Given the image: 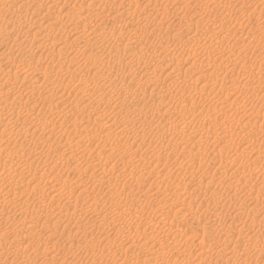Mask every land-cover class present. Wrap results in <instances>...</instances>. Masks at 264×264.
Returning <instances> with one entry per match:
<instances>
[{"label":"rangeland","instance_id":"374dc122","mask_svg":"<svg viewBox=\"0 0 264 264\" xmlns=\"http://www.w3.org/2000/svg\"><path fill=\"white\" fill-rule=\"evenodd\" d=\"M101 1L102 0H0V148L2 149V153L0 154V264H121L120 262H122L123 259L125 261V262H122L123 264H126V263L128 264V262L130 264L133 261L134 262L132 264H134V263L143 264V263L139 262V259H142V257L143 258L146 257V254L143 255L145 252L147 254H150L152 251L159 254V256L157 254H154L155 256H158L157 257V259H158L157 264H162V263L163 264H168V263L169 264H176V263H178V264H182V263L183 264H187V263L194 264V262H195V264H212V263L213 264H215V263L216 264H231V263L232 264H247V263H249V264H264V253H263L264 252V234H263L264 233V227H263L264 226V217H263L264 216V205H263L264 204V184H263L264 183L263 182L264 181V171H263L264 170V167H263L264 166V163H263L264 162V157H263L264 156V141H263L264 139H262L264 137V100H261L260 99L261 97H259V96L264 95V82H258V79H256V78L254 81L251 78V81H250V79L248 77V76H250V73L252 75L256 73L255 71H257L256 69L258 66H264V55H263L264 54V31H262V33H261V31L259 30V29L264 30V0L263 1L262 0H235V1L234 0L233 1L232 0H228V1L227 0H217V1L215 0L214 3L212 2L208 5L207 4L203 5L204 0L203 1L202 0H190L189 1L190 3L188 2V4H187V0H183V2H182V0H166V1L163 0V2H162V0H151L154 4L150 0H148V1H150V2H148L149 4L152 3L155 8L156 7L160 8V11H158V12L155 11L156 12L155 14L153 13L154 11L150 10V9L154 10V8L151 6L152 4H150L151 7H149V4L146 2V0H142V1L141 0H131V1L127 0L128 2L126 0H121L122 2L120 0L119 1L116 0L117 3L119 2V4L125 2V3L121 4V6H119L118 9H116V6H115L117 3L113 6L110 4L112 0H109V2H107V3L104 1L103 2H101ZM133 1H135V2L137 1L136 5H134L135 2H133ZM160 1H161V3H158ZM196 1H198L197 2L198 4L196 3ZM258 1H260V2H258ZM126 2L128 3V6H130V7H127ZM139 2H140V4H139ZM102 3H103V6H101ZM130 3H132L133 5ZM192 3H194V5ZM108 4L110 7L107 6ZM142 4H143V7H142ZM155 4H157V5H155ZM199 4H202V5H199ZM260 4H261V6H260ZM159 5L162 6L163 9ZM137 6H139V8H134ZM186 6H187V8H184ZM111 7H113V8H111ZM122 7H125V8H122ZM144 7L146 9H144ZM147 7L149 8V10ZM107 8H109V11H110L109 14H108L109 11ZM140 8H143V9H140ZM205 8L208 10L206 11ZM230 8H231V10H230ZM119 9L122 11L123 14H121V11ZM123 9L127 10L126 13H124L125 11L123 12ZM130 9L131 10L133 9L132 12L134 10H137V9L138 10L136 12H133L132 13L133 15H132V14H128V13H131ZM211 9H213L212 10L213 11L212 16L214 18L217 17L216 14H214V12L218 10L217 13H219L220 15L219 14H217V15H219L220 21L222 23L224 21V23L226 25L225 28H221V26L218 24L219 23V21H218V23H215L216 28L213 31H207L206 32V29H205L207 27V25L205 24L206 22L204 21L205 22L204 23L202 21V20H204V18L203 19H200V18H202V16L208 14L209 12L211 13L212 12V11H210ZM192 10H193V12H192ZM239 10H240V12H239ZM103 11H107V12L104 13ZM147 11H151L152 13L150 14L148 12V14H147L146 13ZM175 11H176V13H174ZM137 12H139V13H137ZM163 12L166 14H163ZM198 12L201 13V15H202L201 17L200 16L197 17ZM259 12H261L260 13L261 15L259 14ZM106 13L108 14V16L106 15ZM143 13L146 16H144ZM111 14H112V16L119 15L118 18H120V21H121V22L120 21L119 22H120V24H122V23L125 24V30L122 31L120 29V26H119V28L116 27V25H117L116 23H113L116 28H114L113 24H109L108 21L112 19ZM113 14H115V15H113ZM140 14L142 15L141 19H140V16H141ZM170 14H171V16H170ZM71 15H74V16L68 18ZM104 15H106L110 19ZM121 15H123V16H121ZM153 15H154V17H153ZM164 15H166V16H164ZM228 15H229V17H228ZM255 15L257 17H255ZM101 16H104V17H101ZM132 16H134L135 18ZM143 16L146 17V19L150 18V21H149V19L146 21L145 18H143ZM222 16H223V18H222ZM240 16H242V17H240ZM127 17H129L130 19L129 18L127 19ZM158 17L160 19L161 18H166V19H164V20L161 19V21H160V19L158 20ZM183 17H185V18H183ZM104 18H105V20H104ZM236 18H237V20H236ZM125 19H127V20H125ZM135 19L137 20V22L135 21ZM176 19L177 20L181 19L183 21V23L180 22V20H179V22H180V24H179V22ZM185 19L186 20L190 19L191 21L190 20L186 21ZM115 20H116V18H115ZM115 20L113 19V21H115ZM140 20H142V21H140ZM162 20L165 22H163ZM16 21L18 22L17 24L14 23ZM198 21H200V23ZM256 21H257V23H256ZM129 22H130V24H129ZM151 22H152V24H151ZM146 23H149V24L146 25ZM187 23L189 24V26L191 25V27H192L191 28L189 26L188 27L186 26V28H189V31L188 30L186 31V28H185V24L188 25ZM238 23H240V24H238ZM104 24H105V26H104ZM137 24L139 26H137ZM160 24H162V25L164 24V25L162 27H160V29H159L158 26H161ZM106 25H108V27ZM126 25H128V27ZM150 25L153 27H151ZM166 25L169 28H166ZM199 25H201L202 27L201 26L199 27ZM255 25H258V26H255ZM144 26L145 27L147 26V28H145ZM196 26H198V27H196ZM104 27H106L107 29ZM156 27L158 30L155 32L156 34L153 35L154 33L152 32V30L155 29ZM210 27H213V26H210ZM231 27H232V29H231ZM137 28H139L140 30ZM143 28H145V29H143ZM118 29L121 31H119ZM177 29H178V32H177ZM199 29L200 30L205 29L204 31L206 33L204 34L203 30L200 31ZM223 29H225L226 31ZM104 30H108L110 32L104 31ZM163 30H164V32H163ZM114 31H116V32L111 34ZM128 31H131L134 34H135V32L136 33L139 32V34H137V36H136V34L135 35L129 34L131 32L128 33ZM146 31L147 32L149 31L150 33H147ZM165 31H167V32H165ZM168 32H169V34L170 33L172 34V32H173V34H172L173 36L171 34L169 35ZM186 32H188L189 34L188 33L186 34ZM200 32H202L203 34ZM116 33L119 35L121 34L120 37ZM211 33H213V34H211ZM258 33H260V34H258ZM243 34H244V36H242ZM113 35H115L114 38H113ZM156 35H158V36H156ZM189 35L191 37V38L188 37L189 41L193 38V41H191L190 44H192V45L195 44L193 47L197 48V53L200 52L199 49H201L202 46L208 45L211 42H212L211 43L212 46L215 45L214 50L217 51V52H215L214 50L213 51L211 50L212 53L213 52L218 53L219 55H221L223 53L222 58H221V56L219 57L218 54L217 55L215 54L214 55L215 59H213V60L211 59L212 61L209 60V62L210 63L212 62V63L208 67V71H204V72L200 73L199 69H195L196 67H199L197 61L199 60L200 57L197 58V56H199L200 53L197 56L195 54L193 56V53H194V51L192 50L193 47L192 48L189 47L190 44L187 43L188 40L186 38ZM199 35H200V37H202L201 39H200ZM133 36H135V37L133 40H131L133 38ZM209 36H211L212 38ZM213 36H215V37H213ZM129 37L131 39H129ZM167 37H168V39H167ZM175 37H177V38L180 37V39L178 38V41H177V39ZM196 37L197 38L199 37V38L197 39ZM235 37H236V39H235ZM145 38H147L148 40ZM258 38L260 41H257ZM117 39H119L120 41L119 40L117 41ZM143 39H145V40H143ZM151 39H153V40H151ZM155 39L158 42L161 41L162 39H164V42H166V41L171 42L172 41L171 43H166V45H169L170 47L165 46L167 48V49L165 48V50H168L165 52H167V53L170 52L169 54H167V53L163 54L162 53L161 54L162 56L158 55V54L156 55V58L159 56L158 58L160 59L161 62L159 61L158 58H157L158 59L157 60L156 58H152L151 56H147V55H149V53H151V51L154 49V47L159 44L158 42L155 41ZM112 40L115 44L113 42H112L113 44L111 43ZM114 40H116V41H114ZM130 40L132 42H135V44H137V43L138 44L135 45L134 43L129 42ZM137 40H140V41H137ZM142 40H143V42H142ZM194 40L196 42H194ZM206 40H208V41H206ZM209 40H210V42H209ZM121 41L124 43L122 44ZM173 41H176V42H173ZM198 41L199 42L202 41V42H204V44L202 42L199 43ZM227 41H228V44L235 45V48H233L234 50L233 49L230 50V48H228L226 46ZM182 42H183V44H181ZM237 42H238V44H236ZM253 42H255V43H253ZM109 43L112 45L110 46ZM223 43H225V44H223ZM122 45H124V48L126 47L127 50H130V52L127 51L126 49L124 50ZM197 45H199V46H197ZM105 46H106V48H105ZM137 46L139 48H137ZM217 46H220V47H217ZM253 46H255L254 49H252ZM142 47H144V48H142ZM219 48H221V49H219ZM107 49L110 51L109 54H108L109 51H107ZM223 49H225V50H223ZM256 49H258V50H256ZM140 50L142 52H140ZM220 50H223V51H220ZM113 51L114 52L117 51L116 52L117 54L114 53ZM123 51H125V52H123ZM126 51L129 53H127ZM189 51H191L192 54ZM256 51H260L261 53L259 54V52H256ZM50 52L54 53L55 56L51 57ZM143 52H145V53H143ZM177 52H179V53H177ZM58 53H59V56H57ZM135 53H137L136 55L139 57L138 59H137V56L135 55ZM138 53H140V54L142 53L143 55L146 54V56H143L142 54L140 55ZM115 54L119 55V56H116ZM175 55H178V56H176V58H175L174 57ZM130 56H131V58H130ZM160 56H161V58H160ZM118 57H119V61H118ZM148 57H150V58H148ZM166 57H168V58H166ZM177 57L179 58V60ZM194 57H196V58H194ZM228 57H229V60L231 61L230 63L233 64L229 67V69H232V70L228 71L229 72L228 73V72H223L222 69H219L218 70L219 72H218L217 71L218 64L224 63L225 58L228 59ZM147 59H148V61H146ZM216 59L218 60V62ZM253 59L256 60L258 63H257V67L252 68V70H251V68H249V67L251 66V63L253 62L252 61ZM260 59H262V60H260ZM130 60H132V61H130ZM142 60H144V61H142ZM173 60H174V65H173V63H171V62H173ZM186 60H188V61H186ZM194 60L197 62V63L195 62V66L192 65V62ZM133 61H134V63H133ZM168 61H169V64H167ZM213 61H214V63H213ZM94 62H97V64L94 65ZM120 62L121 63L126 62L125 65H128L130 63L129 65L131 67L125 66L123 64L121 65ZM147 62H148V64H147ZM249 62H250V64H248ZM107 63H108V65H107ZM140 63H142V64H140ZM149 63H151V64H149ZM157 63L159 64V66L162 63H164V64L166 63L167 66L164 65V67H161V66L159 67V66H157L158 65ZM246 63L248 66L249 65L250 66L247 67ZM175 64L179 65L180 67L175 66ZM260 64H262V65H260ZM109 65H110V67H109ZM149 65L152 66V68H150ZM118 66H121V67L118 68ZM132 66L133 67L135 66V67L133 68ZM190 66H192V68ZM115 67H116V70L114 69ZM128 67H129V69H127ZM143 67H144V69L146 68L145 71L143 70ZM245 67H247V68H245ZM107 68H108V70L111 69L112 72L110 70L108 71ZM155 68L156 69L160 68V69L156 70ZM210 68H213V69H210ZM243 68H245V69H243ZM101 69H103V70H101ZM139 69H141L142 71ZM153 69H155L156 72H154L155 70L153 71ZM170 69H171V72H170ZM214 69L217 71V74L215 72H212V71H214ZM175 70L178 72H176ZM179 70H180V72H179ZM249 70H250V72L248 73ZM102 71H104V73H102ZM129 72H130V74H132V75H130L131 77L128 74ZM206 72H208V73H206ZM211 72H212V75H214V73L216 75L212 76L211 80H210L209 76H207V75H210ZM221 72H223V73H221ZM108 73H109V76L111 75L110 77L107 75ZM134 73H136V74H134ZM140 73H142V74L140 75ZM170 73L171 74L173 73V74L171 75ZM183 73H184V75H183ZM226 73H227V75H226ZM7 74L9 75V77ZM233 74H235V75H233ZM238 74H240V75H238ZM246 74H249V75H246ZM102 75H103V77H102ZM133 75L135 76V78ZM149 75H155V77L149 76ZM156 75H159V77L157 78ZM219 75H221V76H219ZM138 76H140V78ZM168 76H169V78L167 79L166 77H168ZM174 76L175 77L179 76V78L177 79ZM184 76H185V78H184ZM216 76H218V77H216ZM222 76H223V78H222ZM228 76H230V78ZM233 76H235V78ZM129 77L132 81L131 80L126 81L129 79ZM147 77H149L152 81L149 82L150 79ZM193 77H195V79H193ZM172 78L175 79L174 81H175V83L177 82L176 84L175 83L171 84V81L173 80ZM200 78H202V79H200ZM155 79H156V81H155ZM159 79L161 80L162 83L160 82ZM169 79H171V80H169ZM182 79L184 80V82H182L183 81ZM185 79H187V81ZM188 79H190L191 85H190ZM219 79H221L223 82ZM139 80H142V81H140V83L136 82ZM192 80L197 81V83L192 81ZM225 80H226V83H225ZM243 80H245V81H243ZM112 81H114V84ZM202 81H204L203 84H202ZM242 81H243V83H242ZM263 81H264V79H263ZM103 82L105 84V87H102V86H104ZM108 82H110L111 84ZM143 82H145L146 84L145 83L143 84ZM207 82H209V83H207ZM221 82L224 83L225 86H227V87L230 84L231 88L226 87V90H225V86H223V84ZM227 82H232V83L237 82V83L232 84V83H227ZM106 83H108V84H106ZM122 83L125 85L123 86ZM135 83H138V84H135ZM147 83L149 86L147 85ZM165 83L167 85L168 84L171 85L172 87L169 85L167 86ZM178 83L180 85H178ZM240 83H242V85ZM112 84H113V87L111 88ZM115 84H117V85H115ZM204 84H206V86ZM208 84H209V86H208ZM211 84H213L214 86ZM217 84H220V85H217ZM238 84H240V86H238ZM107 85H108V87H107ZM118 85H120V89L118 88L119 87ZM128 85H130V88L128 87ZM131 85H132V87H131ZM151 85H153V86L151 87ZM159 85L161 88L158 87ZM221 85H222V87H221ZM236 85H237V87L234 89V87ZM243 85L245 87H248V86L249 87L244 88ZM188 86H191L192 88L190 87V89H189ZM195 86H196V88H195ZM218 86L220 87L219 90L216 89V88H219ZM241 86H243V87H241ZM252 86H254L255 88ZM127 87L129 90L127 89ZM154 87H156L157 90ZM177 87L180 90H178ZM238 87H241L244 89L242 90ZM133 88L134 89L136 88V90H138V91L134 90ZM152 88H154V90L156 92H154V90ZM221 88L224 89L223 90L224 93H216V92H219L221 90ZM104 89H105V91H103ZM130 89L134 90L133 94L131 93L132 95H130V92H132V90H130ZM192 89H194L195 91H193ZM236 89H239V90L237 91ZM251 89H254V90L256 89V91H253ZM112 90H114L115 92H113ZM173 90H175V92ZM230 90H232V91L229 92ZM240 90H242V92ZM213 91H215V92H213ZM107 92H108V94H107ZM111 92H112V94H111ZM143 92H144V94H143ZM148 92H149L148 95L151 97H149L147 95ZM244 92H246V94L248 95V98H246L247 96L246 97L244 96L245 95ZM253 92L256 93L257 95L253 94ZM126 93L128 94V96H126L127 95ZM136 93L138 96H140V98L136 96L138 98V100L139 99L140 100L135 103L136 105L135 104L133 105V109L136 111L137 107H138L137 111H139L140 109H141L140 111H142V110L144 111L145 109L150 108V109H147L145 111L151 110V112H153L155 110L154 111L155 113L154 112L153 113L156 114V116L152 117L153 118L152 119L151 114L148 113V117H150V118H147L146 122L147 121L149 122L151 120V122H153V124H151V122L150 123L147 122L149 125L148 126H147V124L143 125L145 127H143L140 124L135 123V121H134L135 125L130 120L128 121V123L132 124V126H135L139 129L142 126V128H144V131H146V129H148V130L150 129L149 131H146L147 134H149L151 132V134H149L150 137H149V139L146 138V142L144 139H143L144 141L143 140L140 141L141 137H139V135L136 136V130L134 131V128H135L134 127V128L130 129V130L133 129L132 130L133 132L130 131L128 133V135H131V133H132L131 136H133V137L129 136L130 141L129 140L128 141L130 143L133 142V143H131L133 145L128 144L129 142H127L126 144H120V143L118 144L116 142L117 138L115 137V135H117L116 134L117 131L116 132L111 131L113 129H109V130L106 129L107 131L105 130V128L101 129V114L103 115L102 112H104V110L106 108L110 107V108H108V110H105L104 113H106V114H104L103 117L107 116L109 121H111V122L116 121L118 125L121 124L124 121V119H122V118L119 119L120 117L116 116V119H117L116 120L114 118L115 116L113 115V113H115L117 109H119L120 107H123V104H121L122 102L119 101L118 98L120 100L124 99L122 101H124V106H126L130 103L129 99L127 100L126 98L128 97L131 99L134 95H136ZM153 93H155V94H153ZM160 93L164 94V96L161 95ZM101 94H102L103 99H101ZM145 94H146V96H144ZM169 94L176 97L175 98V97L171 96V99L175 98V99H172V100H174L173 103L180 108L179 110L176 109V111H178L177 114H176L175 110L172 111V109H174V107H173L174 104L173 103H172L173 105L169 104L172 102V100L170 101V99H169L170 97H168ZM184 94H187V96ZM214 94H216L217 96ZM259 94H261V95H259ZM181 95H182V97L185 96L187 101L184 99V97L183 98L180 97ZM226 95H227L228 99L225 98ZM252 95H255V96H252ZM177 96H179V97H177ZM193 96L194 97L196 96L195 97L196 99ZM219 96H221L222 99H220ZM104 97H107V98H104ZM207 97H208V99H210V100L213 99V100L207 101ZM212 97H214V98H212ZM144 98H146V99H144ZM161 98L164 100V103H166V105L162 103L163 100ZM179 98H181L183 100H181V101L177 100V102H176V99H179ZM230 98L232 99V101ZM254 98H257V99H254ZM105 99H107V100H105ZM155 100H157V101H155ZM244 100H246V101H244ZM107 101H109L110 104L107 103ZM150 101L152 102V104ZM204 101H205V104H203ZM5 102L8 103V106H9L8 108L1 107ZM116 102L117 103L119 102V104H121V105L117 104ZM158 102H160L159 104H163L164 106L157 104ZM206 102H211V103H206ZM229 102L231 103V105ZM250 102L252 105L250 104ZM252 102L253 103L256 102V103L253 104ZM104 103H107L108 105L107 104L104 105ZM112 103H113V105H112ZM181 103L182 104L185 103V104H183V106H182V105H180ZM216 103H218V104H216ZM225 103H228L230 106L228 104H225ZM101 104H103V105H101ZM114 104H115V106H114ZM146 104H147V108L145 106ZM138 105H141L142 107L138 106ZM101 106H103V107H101ZM150 106L152 107V109ZM157 106H159L160 109L163 107L164 108L166 107V109L167 108L169 109L168 110L169 112L172 111V112H170L171 115L170 114L168 115L171 118L169 117V119H168L167 116L164 117L162 115H159L158 111H159V113H162L163 110H165V109L163 108L160 111L159 107L156 108ZM186 106H188V107L191 106L192 108H188ZM205 106H207V107H205ZM216 106H218L219 109ZM226 107H227V109H226ZM233 108H234V110H233ZM252 108H254L253 109L254 111L252 113L254 126H252V128H248L249 126L241 128L242 124L241 125H240V123L238 124L237 121L244 122L247 117L246 116L241 117L240 116L241 114L236 115L235 113L241 112V111H244V112L249 111L250 112V111H252ZM112 109H113V111H112ZM109 111H112V112H109ZM189 111H190V113H189ZM215 111H217L218 113ZM108 112L110 113L109 115H108ZM233 112H235V113H233ZM230 113L233 115H231ZM179 114L184 115L185 118H184V116H181V115H180V117L177 116ZM209 114H211V117H209ZM226 114H228V116H226ZM157 115H159V116H157ZM235 115H236V118H235ZM110 116H112V118H110ZM255 116H257V117H255ZM129 117H132L131 114L129 115ZM157 117H159V118H157ZM181 117H182L183 121H186V122H183L181 120L179 127L181 129H185V130H183V133H186V134H187V132L193 133V134H191L193 136V138H191L192 140L187 139V140H184V142H183L181 140L182 135L181 136L178 135L179 137L177 136V134H181L178 130L176 131V133H174V135H172V137H171V134L169 132L167 133V131H168L167 128L169 125H171L170 122L173 123V122L179 120ZM18 118H20V121L17 122L16 119H18ZM107 118L105 117V120H108ZM206 118H209V120ZM212 118L215 121H213ZM225 118H228V119H226L228 121H226ZM111 119H113V120H111ZM205 119L207 121H205ZM237 119H239V120H237ZM240 119H242V120H240ZM248 119H249V117H248ZM248 119H246V120H248ZM105 120H104V122H105ZM119 120H121V121H119ZM202 120L205 122L203 125L205 127H201V125H200V122L201 123L203 122ZM74 121H76V123ZM188 121H189V123H187ZM195 121H196V124L194 123ZM197 121H199L198 122L199 125L197 124ZM156 123H158V126ZM185 123H187V124H185ZM214 123H216V124H214ZM226 123L227 124L230 123L229 126H227ZM74 124L76 125V127ZM167 124H168V126H166ZM205 124H207L209 126V128H207L208 126ZM258 124L261 126H259ZM230 125H234L236 127L232 128ZM154 126H156L155 128H157V129L154 130ZM211 126L214 127L213 128L214 131L212 130ZM159 127H160V129H159ZM220 127H221V129H219ZM162 128L163 129L165 128L164 132L161 131V130H163ZM239 128H240V130H238ZM223 130L225 133L223 132ZM260 130H262V131H260ZM154 131H155V134L153 133ZM206 131H207V133H206ZM240 131H241V133H240ZM248 131H250V132H248ZM103 132H104V134L102 135ZM109 132L111 133V135ZM114 132H115V134H114ZM105 133H108V134H105ZM166 133H167V135H166ZM232 133L234 135H232ZM243 133H245V135ZM247 133H248V136H246ZM186 134H184V135L186 136ZM210 134H212V135H210ZM240 134H242V136H240ZM107 135L109 137L103 138V137H106ZM187 135H189V133ZM226 135H228V137H226V139L224 141L227 143H225L223 141V143L221 144V140H223L225 138L224 136H226ZM198 136H200V138ZM233 136H234V139L232 142L229 139H230V137L232 139ZM249 136L253 142L251 141L247 147L245 145L243 146L242 142H241V144H240V142H238L239 140L241 141L242 137L246 138ZM113 137H114V139L111 140ZM160 137H164V138H161V140H160L159 139ZM165 138H167L168 140ZM185 138H187V137H185ZM137 139L140 142H138ZM170 139L173 140L174 142H172V141L170 142ZM177 139H179V140H177ZM194 139L195 140L197 139V140L195 141ZM219 139H221V140H219ZM124 140H125V138H122V143H124ZM131 140H133V141H131ZM246 140H248V139H246ZM163 141H166V142L163 143ZM259 141L262 143H260ZM153 142H155V143L153 144ZM205 142H206V144H204ZM208 142H210V143H208ZM228 142H230V143H228ZM1 143L6 144L5 145L6 147L4 148L1 145ZM134 143H135V145H137L136 143H138V145H140V146L135 147L136 150L132 149L135 146ZM165 143H166V145H162ZM211 143H212V145H211ZM103 144H104V146H103ZM198 144H200V146H197ZM115 145H117V147ZM168 145L170 146V148L171 147L173 148L172 151H171L172 148L169 149ZM230 145H233V147ZM123 146H127V147L123 148ZM159 146H162V147H159ZM128 147H129V149H128ZM226 147H228V148H226ZM111 148H114V149L112 150ZM143 148H145V149H143ZM159 148H162L163 150L165 149L163 156H161L162 155L161 152H163V150L159 149ZM217 148H219V150L223 148V150H222L223 154L220 151V153H219V154H221L220 156L214 155L215 153H217V151H219ZM215 149H217V151ZM101 150H103L104 154L101 152ZM107 150L118 151V152H115V155L118 158V160H117V158H114V157H113V159L112 158L106 159L105 157H103L105 155V152H107ZM124 150H128V151L130 150L129 152L128 151L125 152V155L128 154V155H126V157H123V154L121 153V151L123 152ZM132 150L133 151L135 150V151L132 153L131 152ZM152 150H154V151H152ZM4 151H8V153H10L11 156H13L12 160L16 159L15 156L17 154L22 155L24 158H26L28 160V164L27 163L26 164L21 163V165L18 166V168H17L18 169L17 171H20L21 175L13 174V171H9V170H11L9 168V165L2 163L4 160L7 159V156H6ZM143 151L144 152L147 151V152L144 153ZM150 151H152V152H150ZM155 151L158 154L160 153L159 156L163 157V160L161 157H160L161 159H159L158 158L159 156L157 154H155L156 156L153 155L154 153H156ZM212 151H215V152H212ZM239 151H241V152H239ZM183 152H186V153H183ZM138 153H140V154H138ZM198 153L199 154L201 153L202 156H201V154L199 155ZM113 154H114V152H113ZM118 154H119V156H117ZM167 154L168 155L170 154V155L167 156ZM241 154L243 155L242 157H237V156H241ZM258 154L261 156L263 155L262 156L263 158H261V156H259ZM101 155H102L103 159L101 158ZM128 156H130V157L128 158ZM200 156H201V158H200ZM213 156L217 159L219 157H220V159L223 158L222 160H224V161H225L224 158H226L227 161L225 163L223 161H222V163H219V161L217 160V161H212L211 163H209L214 158ZM121 157H122V159H120ZM124 158H125V160H124ZM127 158L131 159V160L129 161ZM143 158H144V160H143ZM153 158H154V160H153ZM155 158H158L161 161H159L158 159H155ZM191 158H195V159L191 160ZM232 158L237 159V161L234 160L235 162L233 164L231 163V161L233 160ZM145 159H146V161H145ZM147 159H149V160H147ZM164 159L167 161H165ZM204 159L207 160L208 162L205 161ZM194 160H196V161H194ZM123 161H124V164L125 163L129 164L128 166H129V168L130 167L132 168V170H131L132 172H129L130 171L129 168H126V170H125V167H128L127 164L125 165V167H121V166H124V164L122 163ZM101 162L102 163L104 162V163L102 164ZM130 162L132 163V165ZM141 162H144V163H141ZM189 162L192 163V165ZM196 162H197V164H196ZM240 162H242V163H240ZM188 163L190 165H188ZM237 163H239V164H237ZM246 163H247V165H246ZM101 164H102V166H101ZM117 164L121 168L118 167ZM221 164H223V165H221ZM75 165L77 166V169L80 170L79 172L73 171L72 167ZM133 165H134V167H133ZM217 165H219V166H217ZM228 165H229V167H228ZM236 165H238L239 167ZM261 165H263V166H261ZM14 166H16V165H14ZM105 166H106V168H104ZM108 166L109 167L115 166V168H108ZM143 166L145 167V170H144ZM197 166H199V168H197ZM101 167L103 168V171L101 170ZM8 168H9V170H8ZM46 168H47V170H46ZM142 168H143V170H142ZM147 168H149V170L145 173L144 171H146ZM171 168H172V170H171ZM180 168H181V170H180ZM223 168H224V170H223ZM255 168H256V170H255ZM258 168H259V170H258ZM261 168H263V170H261ZM112 170H114V171L112 172ZM155 170H156V172H158V170H160L159 174L162 173L164 175H162V174L159 175L158 173L155 172ZM232 170L234 173L231 172ZM36 171L38 172L37 178H39V179H38V181L35 182L36 185L34 187H32L33 182L29 181V178L32 177V174ZM115 171H117V173ZM122 171L123 172L125 171V172L122 173ZM247 171H248V173L255 171L254 173H255V175L257 174V176L252 177L253 179L252 178L249 179V174L247 173ZM261 171H263V173ZM109 172H110V174L111 173H114V174H111L112 176H110ZM57 173H58V177L56 178L55 175ZM106 173L109 176L106 177V175H104ZM129 173H131V174H129ZM149 173H151V174H149ZM153 173L154 174L156 173V175H154ZM201 173H202V176H201ZM208 174H210V175H208ZM233 174H235V177H237L236 179H238V180H236L235 178H232V176H234ZM41 175H42V177H41ZM142 175H143V177L145 176L148 179V180L146 178L144 179L145 182L147 181L146 183H140L143 181V180L141 181V179H143ZM150 175H151V177H150ZM241 175H245V176H241ZM114 176H115V179H117V180H115V182H117V183L113 182ZM138 176H140V177H138ZM162 176H164V177H162ZM171 176H174L177 178H173ZM179 176H181V177H179ZM67 177L70 178V181L72 180V182H70V183L74 184L76 181H81V184L78 186H76V184H75L74 187L69 182H68V184H65L63 182V180L66 178V180L69 181V179H67ZM118 177H119V179H118ZM125 177H127V178H125ZM152 177H154V178H152ZM200 177H202V178H200ZM205 177H206V179H205ZM242 177H245L246 179H241ZM103 178H104V180H103ZM156 178H158L159 180ZM165 178H168V180ZM179 178H180V180L181 179L182 180L180 181ZM106 179H107V181H109V184L105 181ZM127 179H128V181H127ZM130 180H132V182H133L132 185L130 183L131 182ZM135 180L136 181L139 180V181L134 185ZM160 180H162L163 183ZM228 180H231L232 182H230ZM235 180H236V182H235ZM243 180H244V182H243ZM154 181H155V183L153 184ZM176 181H178V183L181 182L180 183L181 188L178 187L179 184L176 185L177 184ZM184 181L186 182L185 184H184ZM196 181H198V182H196ZM247 181H248V183H245ZM126 182H128V184L124 185ZM174 182L176 184H174ZM221 182L223 183V185H226V186H228L227 183L229 182L231 184V185L229 184L230 187L232 186L235 189H237V188H239V189H237V191H235L234 188L232 189V187L231 188L227 187V189L225 190V188L222 186ZM233 182L236 185H234ZM238 182H240V183H238ZM261 182H263V183H261ZM111 183H112V185H110ZM210 183H212V184H210ZM243 183H245V185ZM140 184H141V190L139 187ZM195 184L197 186H195ZM107 185L111 186V188H110L111 190L109 188H107L108 187ZM147 185H148V188H147ZM103 186H105V188ZM121 186H125L126 188L123 187L124 188L123 189ZM176 186L178 189H180V191L176 190L177 189ZM127 187H128V189H127ZM244 187H246V188H244ZM256 187H259V188H256ZM106 188H107V190H106ZM114 188L118 189V190L116 191V190H114ZM164 188H166L167 191ZM136 189L138 190V192ZM228 189H229V192L227 191ZM258 189H259V191H258ZM126 190H127V193H125ZM128 190H129V192H128ZM146 190L148 193L145 192ZM202 190H204V191H202ZM220 190L223 192H221ZM114 191H116V192H114ZM130 191L132 193H130ZM141 191L143 192V194L144 193L145 194L143 195L141 193ZM168 191L171 195L168 193ZM175 191L176 192L179 191V192L176 193ZM181 191L185 195L180 194ZM256 191L258 193H256ZM5 192H7L8 194L7 193L5 194ZM122 192H123V194H122ZM159 192L163 193V194H160ZM164 192H167V193H164ZM247 192H248V194H247ZM115 193H117V195ZM138 195H140L141 197ZM172 195H173V197L175 196L174 198L177 197L176 201L172 197ZM109 196H110V198H109ZM145 196H146L147 200L145 199ZM161 196L167 197V201L164 203L161 202V199H162ZM200 196H203V197H200ZM230 196H232V197L230 198ZM233 196H235V197H233ZM142 197H143V200L139 199ZM189 197H190V199H189ZM133 199H135V200H133ZM154 199L156 201H154ZM180 199H183V200H180ZM215 199H216V201H215ZM251 199H253V200H251ZM3 200H5L6 203ZM130 200H132V201H130ZM149 200H152V201L149 202ZM153 201L155 202L154 203L155 206L152 203ZM189 201H190V203H189ZM171 202H173V203H171ZM175 202H179L181 205H179L178 203H175ZM4 203H5V206L3 205V207H2V204H4ZM160 203H162V204H160ZM169 203H170V205H169ZM182 203H184V204H182ZM186 203H187V205H185ZM257 203H258V205H257ZM135 204L137 206H135ZM145 204L148 206V208ZM156 204L157 205L159 204L158 206L160 208L158 206H156ZM175 204H176V206H175ZM212 204H214V205H212ZM233 204H235V205H233ZM255 204L257 205V207H254V206H256ZM151 205L153 206V208L155 207L154 210L151 207ZM188 205H190L191 207L188 208L187 207ZM172 206L173 207L175 206V207L172 208ZM178 206H179V209H178ZM185 206L187 207V209ZM237 206L239 209L237 208ZM167 207L170 209H168ZM248 207H249V209H248ZM250 207L251 208L253 207L252 208L253 210ZM156 208H159V209H156ZM176 208L178 210H175ZM254 208H256L257 210L256 209L254 210ZM111 209H113V210H111ZM148 209H150V210H148ZM160 209H163V210L160 211ZM183 209L184 210L186 209V211H184ZM156 210H158V211H156ZM166 210H167V214L169 213L168 215L166 214ZM180 210L182 212L183 211L184 212L182 213V212H180ZM192 210H194V211H192ZM260 210H262V211L260 212ZM239 211L240 212H248L249 216L250 215L252 217L254 216L253 217L254 219H251L250 221H248L245 217H242V219L239 220V222H238L237 220L239 218L237 216H234V214L238 213ZM253 211H254V213H252ZM163 212H164V214H163ZM191 212H193V213L197 212V213H194L195 215H193ZM118 213H122L121 214L122 218L114 220L115 219L114 217H116L115 215L116 214H117V216L119 215ZM257 213H259L258 216H257ZM139 214H141L142 216ZM177 214H178V216H177ZM180 214H182V215L179 216ZM252 214H254V215H252ZM172 215L175 218L172 217ZM183 215H185V216H183ZM211 215H212V217H211ZM47 216H49V217L47 218ZM134 216H135V218H134ZM161 216H163V217H161ZM251 216H250V218H252ZM136 217L139 219L140 218L143 219V220L140 219V221H143V222H141L142 223L141 227L144 224V226L142 228L135 227L136 223L132 220H135ZM258 218H259V220H258ZM260 218H262V219H260ZM252 220L257 221L258 223L253 222ZM123 221H125V222H123ZM176 221H177V223H176ZM234 221H236V222L233 223ZM161 222H162V224H161ZM205 222H206V224H204ZM251 222H253L255 225H253ZM149 223H150V225H149ZM172 223H173V225H172ZM196 223H198V224H196ZM220 223H222V224H220ZM250 223L253 226L250 227V225H251ZM182 224H184V225H182ZM234 224H235V227L233 228V230H238V232L232 230L233 231L232 233L231 232L228 233L230 235V236H228V237H230V239L228 237H224L223 233L226 232V229H225L226 225L227 226L231 225L233 227ZM248 224H250V225H248ZM107 226L109 229L107 228ZM155 226H157V227L161 226V227L156 228ZM163 226H165V227H163ZM167 226H168L170 231L167 229ZM200 226H202V228H200ZM112 228H113V231L114 230H116V231L112 232ZM164 228H166V229H164ZM171 228H173V230H171ZM226 228L229 230L228 227H226ZM241 228H243V229H241ZM246 228H248V229H246ZM142 229L144 231H142ZM157 229H159V230H157ZM161 229H162V232L164 234L162 232H160ZM163 229H164V231H163ZM206 229H209V230L206 231ZM252 229L255 231H252ZM230 230H231V227H230ZM256 230L259 233V234L257 233V235H256ZM258 230H262V231H258ZM119 231H121V232L119 233ZM149 231H150V233H149ZM178 231H180V232L178 233ZM243 231H244V233H243ZM170 232H171V234H170ZM181 232L188 237L190 236V238L193 236V238H194L193 242L195 244L188 241L189 243L187 245L183 244V246H181V244H180L181 240L178 241V238H180V237H182V239L187 238ZM141 233H142V235H141ZM240 233H242V234H240ZM117 234H119V235H117ZM153 234H157V235L162 234L161 237L162 236L163 237L161 239L162 241L161 240L159 241V242H161L160 244H158V242H156L155 244L154 243L152 244V242H150V243L147 242L148 241L147 236L153 235ZM197 234H199V235H197ZM206 234L208 235L207 237H205ZM102 235H104V236H102ZM143 235L146 236V238ZM106 236H108V237H106ZM111 236H113V237H111ZM102 237L103 238L106 237V239L108 238L107 241H106V239L104 240ZM138 237H141V239L139 238L140 241L137 240ZM134 238H135V240H134ZM165 238H166V240H165ZM172 238H175V239H172ZM249 238H253V239L249 240ZM145 239H146V241H145ZM220 239L223 242H224V240L225 241L227 240V242L229 240L228 243L224 242L225 244L227 243L226 245H228L227 246L228 248L226 247V245H224V243H222L220 241ZM240 239H242V240H240ZM170 240H176L175 245L174 244L172 245L173 241L170 242ZM197 240L199 242H197ZM251 240L254 242H251ZM133 241L135 242L134 244H136V246L133 244ZM208 241H209V243L214 242L217 246V248H216L217 250L213 249L214 247H212V246L210 247L211 250H207V249H209L208 247L206 248ZM104 242H107V243H104ZM130 242L132 243V245L129 244ZM162 242H164L165 244ZM202 242H204V243L202 244ZM11 243H14L13 245L14 246L17 245V246L13 247V245ZM17 243H19V244H17ZM120 243H122V244H120ZM139 243H141V244L145 243L147 245L142 246ZM205 243H206V245H205ZM252 243H255V244H252ZM189 244H191V245L188 246ZM106 245H109V246H106ZM120 245L123 246L122 252L124 254L122 253V255H120V256L119 255L114 256L112 254V251L115 248L119 247ZM125 245H127V247L129 245L130 247H128V249H127L125 247ZM139 245L141 246V248ZM153 245H154V248H153ZM165 245L167 247H165ZM238 245H239V247H238ZM111 246H113V247H111ZM131 246L133 247V249L135 246V249L133 250ZM159 246L162 248L160 249ZM260 246H262V247H260ZM143 247H148L147 251ZM171 247H172V249H171ZM219 247H221V248H219ZM223 247H225V248H223ZM177 248H178V251H177ZM137 249H139V250H137ZM141 249H144V250L142 251ZM205 249L207 251H205ZM244 249H245V251H244ZM130 250H132L133 253L130 252V255H128ZM149 250H152V251H149ZM166 250H167L168 255L166 254ZM184 250H186L187 252ZM199 250H201V251L204 250L205 252L203 251L204 252L203 253ZM215 250L216 251L223 250V251H221V252L219 251V253H217V255H216ZM140 251H142V252L145 251V252L140 254L141 253ZM176 251L178 252V254H181V255L185 254L184 255L185 257L184 256L183 257L187 261V263L184 262L185 260L182 258V256L181 257L177 256L178 254ZM183 251H184V254H182ZM209 251L211 253H213L214 255H212ZM239 251H242V252H239ZM48 252H49V256H48ZM135 252H137V253L135 254ZM45 253H47V255ZM160 253H161V255L165 254V255H162V256H164V258L169 259V257H170V259H169L170 261H168V263H166L167 261L162 260L163 257L162 256L160 257ZM173 253L177 254V255L175 254L176 257H173V255H174ZM35 254H36V256H35ZM131 254H133L137 257L139 256L138 257L139 259H135V258H137L135 256L131 257ZM195 254L197 256H194ZM204 254L205 255L207 254L208 256L206 255L207 257L204 258L205 257ZM39 255H41L40 256L41 259L39 258ZM51 255H53V256H51ZM103 255H104V257H103ZM107 255H110L109 256L110 259ZM221 255H223L224 259L221 258L219 260ZM37 256H38V258H37ZM124 256L126 258L129 257V259H131V260L128 261V259H126ZM218 256H220V257H218ZM257 256H260V257H257ZM46 257H48V258L53 257V260L52 259L51 260H49V259L44 260V258H46ZM106 257H108V258H106ZM111 257L113 259L114 258L115 259L113 260ZM117 258H120V259H118L119 261L118 260L116 261ZM210 258H211V261L209 262ZM180 259H181V261H180ZM193 259H194V261H193ZM199 259H203V261L199 260ZM204 259H206V260H204ZM214 259H215V261H214ZM136 260H138V261H136ZM207 260L209 263L205 262ZM221 260H225V262L221 261ZM170 262H172V263H170ZM220 262H222V263H220ZM244 262H246V263H244Z\"/></svg>","mask_w":264,"mask_h":264},{"label":"bare ground","instance_id":"6f19581e","mask_svg":"<svg viewBox=\"0 0 264 264\" xmlns=\"http://www.w3.org/2000/svg\"><path fill=\"white\" fill-rule=\"evenodd\" d=\"M103 1L106 2V3L109 2V0H102L101 2H103ZM118 1H119V0H118ZM120 1H121V0H120ZM126 1H127V0H126ZM128 1H131V0H128ZM128 1H127V2H128ZM141 1H142V0H141ZM141 1H140V2H141ZM150 1H151V0H150ZM150 1L146 0L147 3L150 2ZM164 1H166V0H164ZM189 1H190V0H187V4H188ZM202 1H203V0H202ZM214 1H215V0H204V1H203L204 4H203V3H202V4H203V5H205V4L208 5V4L212 3V2L214 3ZM216 1H217V0H216ZM227 1H228V0H227ZM227 1H226V2H227ZM232 1H233V0H232ZM234 1H235V0H234ZM262 1H263V0H262ZM121 2H122V1H121ZM127 2H126V3H127ZM133 2H135V1H133ZM136 2H137V1H136ZM136 2L134 3V5H136ZM140 2H139V4H140ZM151 2H152V1H151ZM154 2H155V1H154ZM162 2H163V0H162ZM171 2H172V1H171ZM175 2H176V1H175ZM178 2H179V1H178ZM180 2H181V1H180ZM182 2H183V0H182ZM197 2H198V1H196V3H197ZM223 2H224V1H223ZM236 2H237V1H236ZM242 2H243V1H242ZM253 2H254V1H253ZM258 2H260V1H258ZM116 3H117L116 0H114V1L112 0L110 4L113 6V5H115ZM123 3H125V2H123ZM123 3H120V4H119V2H118V3L115 5V6H116V9H118L119 6H121V4H123ZM141 3H142V2H141ZM152 3H153V2H152ZM152 3H150V4H152ZM158 3H161V1L158 2ZM189 3H190V2H189ZM196 3H195V4H196ZM130 4H132V3H130ZM144 4H145V3H144ZM148 4H149V3H148ZM150 4H149V7L152 6V7L154 8V10L150 9L151 11H154V12H153L154 14H155L156 12L160 11V8H159V7H156V8L154 7V5H153L154 3H153L151 6H150ZM176 4H177V3H176ZM192 4L194 5V3H192ZM197 4H198V3H197ZM202 4H199V5H202ZM219 4H220V3H219ZM248 4H249V3H248ZM124 5H125V4H124ZM132 5H133V4H132ZM155 5H157V4H155ZM234 5H235V4H234ZM101 6H103V3L101 4ZM104 6H105V5H104ZM107 6L110 7L109 4H108ZM125 6H126V5H125ZM139 6H140V5H139ZM139 6L134 7V8H139ZM159 6H160V5H159ZM164 6H165V5H164ZM164 6H163V7H164ZM218 6H219V5H218ZM226 6H227V5H226ZM230 6H231V5H230ZM260 6H261V4H260ZM127 7H130V6H128V3H127ZM142 7H143V4H142ZM160 7L162 8V6H160ZM165 7H166V6H165ZM207 7H208V6H207ZM215 7H216V6H215ZM231 7H232V6H231ZM253 7H254V6H253ZM111 8H113V7H111ZM111 8H110V9H111ZM122 8H125V7H122ZM147 8H148V7H147ZM184 8H187V6L184 7ZM232 8H233V7H232ZM242 8H243V7H242ZM107 9H108V11H109V8H107ZM116 9H115V10H116ZM127 9H128V8H127ZM140 9H143V8H140ZM140 9H139V10H140ZM144 9H146V8L144 7ZM162 9H163V8H162ZM193 9H194V8H193ZM205 9H206V8H205ZM105 10H106V9H105ZM115 10H114V11H115ZM119 10H120V9H119ZM128 10H129V9H128ZM130 10H131V9H130ZM132 10H133V9H132ZM132 10L130 11L131 13H128V14H132L133 12H136L138 9H137V10H134L133 12H132ZM148 10H149V8H148ZM165 10H166V9H165ZM203 10H204V9H203ZM207 10H208V9H206V11H207ZM212 10H213V9H211L210 11H212ZM214 10H215V9H214ZM216 10H217V9H216ZM230 10H231V8H230ZM243 10H244V9H243ZM116 11H117V10H116ZM120 11H121V10H120ZM124 11H125V12H124ZM126 11H127V10L123 9V12H124V13H126ZM145 11H146V10H145ZM151 11H147L146 13L148 14V12H149V13L151 14V13H152ZM155 11H156V12H155ZM163 11H164V10H163ZM170 11H171V10H170ZM187 11H188V10H187ZM197 11H198V10H197ZM217 11H218V10H217ZM217 11L214 12V14H216V16H217V17H215V18L212 16L213 11H212L211 13L209 12V13L206 14V15H204V14H205V13H204V14H203L204 16H202L201 13L198 12L197 17H198V16H200V17L202 16V18H200V19H203V18H204V20H202V21H203V22H204V21L206 22V23H205V22H204V23L207 25V27L205 28V27L203 26V27L206 29V32H207V31H213V30L216 28V27H215V23H218V21H219L218 24L221 26V28H225V27H226L224 21H223V23L220 21V18H219V15H220V14L217 13ZM241 11H242V10H241ZM103 12L105 13V12H107V11H103ZM103 12H102V13H103ZM112 12H113V11H112ZM117 12H118V11H117ZM140 12H141V11H140ZM143 12H144V11H143ZM167 12H168V11H167ZM192 12H193V10H192ZM227 12H228V11H227ZM239 12H240V10H239ZM262 12H263V11H262ZM102 13H101V14H102ZM109 13H110V11L108 12V14H109ZM114 13H115V12H114ZM137 13H139V12H137ZM144 13H145V12H144ZM144 13H143V14H144ZM169 13H170V12H169ZM172 13H173V12H172ZM174 13H176V11H175ZM206 13H207V12H206ZM244 13H245V12H244ZM260 13H261V12H259V14H260ZM108 14L106 13L107 16H108ZM115 14H116V13H115ZM115 14H113V15H115ZM121 14H123L122 11H121ZM141 14H142V13H141ZM141 14H140V15H141ZM160 14H161V13H160ZM163 14H166V13L163 12ZM181 14H182V13H181ZM217 14H219V15H217ZM222 14H223V13H222ZM242 14H243V13H242ZM106 15H104V16H106ZM132 15H133V14H132ZM158 15H159V14H158ZM167 15H168V14H167ZM184 15H185V14H184ZM195 15H196V14H195ZM260 15H261V14H260ZM72 16H74V15H71V16H69L68 18H70V17H72ZM104 16H101V17H104ZM107 16H106V17H107ZM111 16H112V14H111ZM118 16H119V15L112 16V17H111L112 19L109 20L108 22H109V24L116 23V24H117L116 27L119 28V26H120V29L123 31V30H125V24H123V23H122L123 25L120 24L121 21H120V18H118ZM121 16H123V15H121ZM124 16H125V15H124ZM144 16H146V15L144 14ZM144 16H143V18H145L146 21H147L148 19H149V21H150V18L146 19V17H144ZM147 16H148V15H147ZM151 16H152V15H151ZM160 16H161V15H160ZM164 16H166V15H164ZM170 16H171V14H170ZM170 16H169V17H170ZM174 16H175V15H174ZM180 16H181V15H180ZM211 16H212L213 18H212ZM106 17H105V18H106ZM130 17H131V16H130ZM132 17H134V16H132ZM137 17H138V16H137ZM137 17H136V18H137ZM153 17H154V15H153ZM153 17H152V18H153ZM161 17H162V16H161ZM181 17H182V16H181ZM194 17H195V16H194ZM228 17H229V15H228ZM237 17H238V16H237ZM240 17H242V16H240ZM246 17H247V16H246ZM255 17H257V16L255 15ZM105 18H104V20H105ZM107 18H109V17H107ZM115 18H116V20H115ZM128 18H129V17H127V19H128ZM134 18H135V17H134ZM141 18H142V15L140 16V19H141ZM152 18H151V19H152ZM171 18H172V17H171ZM175 18H176V17H175ZM179 18H180V17H179ZM183 18H185V17H183ZM186 18H187V17H186ZM191 18H192V17H191ZM218 18H219V19H218ZM222 18H223V16H222ZM231 18H232V17H231ZM260 18H261V17H260ZM109 19H110V18H109ZM113 19H114L115 21H113ZM127 19H125V20H127ZM129 19H130V18H129ZM156 19H157V18H156ZM159 19H160V18L158 17V20H159ZM161 19L164 20V19H166V18H161ZM161 19H160V21H161ZM167 19H168V18H167ZM177 19H178V18H177ZM177 19H176V20H177ZM245 19H246V18H245ZM248 19H249V18H248ZM102 20H103V19H102ZM142 20H143V19H142ZM142 20H140V21H142ZM163 20H162V21H163ZM172 20H173V19H172ZM174 20H175V19H174ZM179 20H180V22L183 23V21H182L181 19H179ZM179 20H177V21L179 22ZM185 20H186V19H185ZM185 20H184V21H185ZM187 20H190V19H187ZM187 20H186V21H187ZM234 20H235V19H234ZM236 20H237V18H236ZM119 21H120V22H119ZM131 21H132V20H131ZM135 21L137 22L136 19H135ZM186 21H185V22H186ZM190 21H191V20H190ZM193 21H194V20H193ZM125 22H126V21H125ZM133 22H134V21H133ZM133 22H132V23H133ZM143 22H144V21H143ZM154 22H155V21H154ZM163 22H165V21H163ZM180 22H179V24H180ZM185 22H184V23H185ZM198 22L200 23V21H198ZM14 23L17 24L18 22L16 21V22H14ZM149 23H150V22H149ZM149 23H146V25L149 24ZM173 23H174V22H173ZM191 23H192V22H191ZM191 23H190V24H191ZM199 23H198V24H199ZM201 23H202V22H201ZM240 23H241V22H240ZM240 23H238V24H240ZM256 23H257V21H256ZM256 23H255V24H256ZM260 23H261V22H260ZM101 24H102V23H101ZM129 24H130V22H129ZM151 24H152V22H151ZM155 24H156V23H155ZM164 24H165V23H164ZM164 24H163V25H164ZM170 24H171V23H170ZM170 24H169V25H170ZM187 24H188V23H187ZM248 24H249V23H248ZM102 25H103V24H102ZM102 25H101V26H102ZM113 25H114V24H113ZM113 25H112V26H113ZM135 25H136V24H135ZM160 25H161V26H158L159 29H160V27L163 26L162 24H160ZM196 25H197V24H196ZM201 25H202V24H201ZM201 25H199V27H200ZM104 26H105V24H104ZM106 26L108 27V25H106ZM126 26L128 27V25H126ZM137 26H139V25L137 24ZM150 26H151V25H150ZM186 26L188 27L189 24H188V25L185 24V28H186ZM210 26H213V27H210ZM220 26H219V27H220ZM255 26H258V25H255ZM261 26H262V25H261ZM116 27H115V25H114V28H116ZM144 27H145V26H144ZM151 27H153V26H151ZM189 27H191V25H190ZM196 27H198V26H196ZM196 27H195V28H196ZM201 27H202V26H201ZM209 27H210V28H209ZM240 27H241V26H240ZM262 27H263V26H262ZM104 28H106V27H104ZM141 28H142V27H141ZM145 28H147V26H146ZM145 28H143V29H145ZM164 28H165V27H164ZM166 28H169V27H167V25H166ZM179 28H180V27H179ZM191 28H192V27H191ZM191 28H190V29H191ZM193 28H194V27H193ZM208 28H209V29H208ZM238 28H239V27H238ZM242 28H243V27H242ZM106 29H107V28H106ZM131 29H132V28H131ZM137 29H139V28H137ZM152 29H153V28H152ZM170 29H171V28H170ZM172 29H173V28H172ZM175 29H176V28H175ZM205 29H204V30H205ZM231 29H232V27H231ZM108 30H109V29H108ZM108 30H104V31H108ZM118 30H119V29H118ZM121 30H119V31H121ZM139 30H140V29H139ZM141 30H142V29H141ZM157 30H158L157 27H156L155 29H153L152 32H153L154 34H153V33H152V34L155 35V34H156L155 32H156ZM168 30H169V29H168ZM187 30L189 31V28H186V31H187ZM199 30H200V29H199ZM201 30H203V29H201ZM201 30H200V31H201ZM204 30H203V32H204V34H205L206 32H205ZM221 30H222V29H221ZM223 30H225V29H223ZM251 30H252V29H251ZM259 30L261 31V33H262V31H264V30H261V29H259ZM104 31H103V32H104ZM119 31H118V32H119ZM126 31H127V30H126ZM181 31H182V30H181ZM225 31H226V30H225ZM108 32H110V31H108ZM108 32H107V33H108ZM115 32H116V31L112 32L111 34H113V33H115ZM129 32H131V31H128V33H129ZM146 32H147V31H146ZM159 32H160V31H159ZM163 32H164V30H163ZM165 32H167V31H165ZM177 32H178V29H177ZM177 32H176V33H177ZM198 32H199V31H198ZM250 32H251V31H250ZM256 32H257V31H256ZM258 32H259V31H258ZM122 33H123V32H122ZM128 33H127V34H128ZM147 33H150V32L148 31ZM147 33H146V34H147ZM160 33H161V32H160ZM184 33H185V32H184ZM184 33H183V34H184ZM187 33H188V32H186V34H187ZM200 33H202V32H200ZM214 33H215V32H214ZM233 33H234V32H233ZM235 33H236V32H235ZM101 34H102V33H101ZM116 34H117V33H116ZM129 34H133V35L136 34V36H137V34H139V32H137V33L135 32V34L131 32V33H129ZM168 34H169V32H168ZM170 34H171V33H170ZM170 34H169V35H170ZM172 34H173V32H172ZM172 34H171V35H172ZM181 34H182V33H181ZM188 34H189V33H188ZM196 34H197V33H196ZM202 34H203V33H202ZM211 34H213V33H211ZM254 34H255V33H254ZM258 34H260V33H258ZM117 35L120 37L121 34H120V35L117 34ZM140 35H141V34H140ZM140 35H139V36H140ZM144 35H145V34H144ZM166 35H167V34H166ZM169 35H168V36H169ZM114 36H115V35H113V38H114ZM131 36H132V35H131ZM142 36H143V35H142ZM156 36H158V35H156ZM164 36H165V35H164ZM172 36H173V35H172ZM177 36H178V35H177ZM185 36H186V35H185ZM242 36H244V34H243ZM111 37H112V36H111ZM134 37H135V36H133L132 39L129 37V39L133 40ZM148 37H149V36H148ZM180 37H181V36H180ZM180 37H178V38L180 39ZM188 37H190V35L186 37L187 40H188L187 43L190 44L191 41H193V38L189 41ZM199 37H200V35H199ZM199 37H198V38H199ZM203 37H204V36H203ZM209 37H211V36H209ZM213 37H215V36H213ZM221 37H222V36H221ZM224 37H225V36H224ZM116 38H117V37H116ZM121 38H122V37H121ZM175 38H176L177 41H178V38H177V37H175ZM175 38H174V39H175ZM190 38H191V37H190ZM196 38H197V37H196ZM198 38H197V39H198ZM201 38H202V37H200V39H201ZM211 38H212V37H211ZM238 38H239V37H238ZM111 39H112V38H111ZM111 39H110V40H111ZM119 39H120V38H119ZM119 39H117V41H118ZM145 39H147V38H145ZM145 39H143V40H145ZM167 39H168V37H167ZM235 39H236V37H235ZM244 39H245V38H244ZM254 39H255V38H254ZM121 40H122V39H121ZM131 40H130L129 42H132ZM143 40H142V42H143ZM147 40H148V39H147ZM151 40H153V39H151ZM159 40H160V39H159ZM211 40H212V39H211ZM114 41H116V40H114ZM119 41H120V40H119ZM125 41H126V40H125ZM127 41H128V40H127ZM137 41H140V40H137ZM155 41L158 42L156 39H155ZM180 41H181V40H180ZM206 41H208V40H206ZM257 41H260L259 38L257 39ZM112 42H113V40L111 41V43H112ZM121 42H122V41H121ZM121 42H120V43H121ZM171 42H172V41H171ZM171 42H168V41L164 42V39H162L161 41L158 42L159 44H158L157 46H155L154 49L151 51V53H149V55H147V56H151L152 58H156V55H157V54H158V55H161L162 53H163V54H166L167 52H165V51H168V50H165V48H166L167 46H169V45H166V43H171ZM173 42H176V41H173ZM194 42H196V41L194 40ZM198 42H199V41H198ZM200 42H202V41H200ZM200 42H199V43H200ZM209 42H210V40H209ZM113 43H114V42H113ZM113 43H112V44H113ZM123 43H124V42H122V44H123ZM132 43L135 44V42H132ZM178 43H179V42H178ZM185 43H186V42H185ZM192 43H193V42H192ZM202 43L204 44V42H202ZM202 43H201V44H202ZM211 43H212V42H211ZM211 43H209L208 45H204V46H202L201 49H199V50H200L199 53H200L201 55H200L199 53H197V48H196V47H193L195 44H194V45L190 44V46H189V47H191V48L193 47V48H192V50L194 51L193 56H194V54H195L196 56L199 54V56H197V58L200 57L199 60L197 61L199 67H196L195 69H199V70H200V73H201V72H204V71H208V67H209V66L211 65V63H212V62L210 63L209 60L212 61L213 59H215V58H214V55H215V54H216V55L218 54V53H214V52H213V53H214V54H213V53L211 52V50H212V51L214 50V46H215V45L212 46ZM253 43H255V42H253ZM107 44H108V43H107ZM107 44H106V45H107ZM112 44L109 43L110 46H111ZM114 44H115V43H114ZM117 44H118V43H117ZM134 44H133V45H134ZM137 44H138V43H137ZM137 44H135V45H137ZM139 44H140V43H139ZM173 44H174V43H173ZM181 44H183V42H182ZM215 44H216V43H215ZM223 44H225V43H223ZM234 44H235V43H234ZM236 44H238V42H237ZM259 44H260V43H259ZM120 45H121V44H120ZM124 45H125V44H124ZM124 45H122V47H123V49L125 50L126 47L124 48ZM129 45H130V44H129ZM131 45H132V44H131ZM186 45H187V44H186ZM199 45H200V44H199ZM199 45H197V46H199ZM115 46H116V45H115ZM165 46H166V47H165ZM226 46H227L228 48H230V50H232L233 48H235V45L228 44V41H227ZM255 46H256V45H255ZM255 46H253L252 49H254ZM128 47H129V46H128ZM169 47H170V46H169ZM178 47H179V46H178ZM187 47H188V46H187ZM187 47H186V48H187ZM217 47H220V46H217ZM221 47H222V46H221ZM239 47H240V46H239ZM239 47H238V48H239ZM105 48H106V46H105ZM109 48H110V47H109ZM114 48H115V47H114ZM129 48H130V47H129ZM129 48H128V49H129ZM134 48H135V47H134ZM137 48H139V47L137 46ZM142 48H144V47H142ZM225 48H226V47H225ZM244 48H245V47H244ZM249 48H250V47H249ZM103 49H104V48H103ZM135 49H136V48H135ZM140 49H141V48H140ZM166 49H167V48H166ZM215 49H216V48H215ZM219 49H221V48H219ZM117 50H118V49H117ZM120 50H121V49H120ZM126 50H127V49H126ZM138 50H139V49H138ZM141 50H142V49H141ZM141 50H140V52L143 51V50H142V51H141ZM180 50H181V49H180ZM223 50H225V49H223ZM223 50H220V51H223ZM228 50H229V49H228ZM233 50H234V49H233ZM243 50H244V49H243ZM256 50H258V49H256ZM107 51H109V50L107 49ZM127 51L130 52V50H127ZM127 51H126V52H127ZM144 51H145V50H144ZM171 51H172V50H171ZM176 51H177V50H176ZM185 51H186V50H185ZM214 51H215V50H214ZM218 51H219V50H218ZM248 51H249V50H248ZM113 52H114V51H113ZM113 52H112V53H113ZM116 52H117V51H116ZM116 52H114V53H116ZM123 52H125V51H123ZM129 52H127V53H129ZM187 52H188V51H187ZM189 52H191V51H189ZM215 52H217V51H215ZM232 52H233V51H232ZM232 52H231V53H232ZM256 52H259V54L261 53L260 51H256ZM102 53H103V52H102ZM109 53H110V51L108 52V54H109ZM112 53H111V54H112ZM143 53H145V52H143ZM169 53H170V52H169ZM169 53H167V54H169ZM177 53H179V52H177ZM182 53H183V52H182ZM111 54H110V55H111ZM116 54H117V53H116ZM116 54H115V55H116ZM136 54H137V53H135V55H136ZM138 54H140V53H138ZM141 54H142V53H141ZM141 54H140V55H141ZM172 54H173V53H172ZM172 54H171V55H172ZM191 54H192V52H191ZM222 54H223V53H222ZM222 54H221V55L218 54L219 57L221 56V58H222ZM236 54H237V53H236ZM50 55H51V57L55 56V54L52 53V52H50ZM110 55H109V56H110ZM112 55H113V54H112ZM120 55H121V54H120ZM140 55H139V56H140ZM142 55H143V54H142ZM187 55H188V54H187ZM232 55H233V54H232ZM232 55H231V56H232ZM239 55H240V54H239ZM263 55H264V54H263ZM263 55H262V56H263ZM57 56H59V53L57 54ZM104 56H105V55H104ZM116 56H119V55H116ZM132 56H133V55H132ZM136 56H137V55H136ZM143 56H146V54L143 55ZM161 56H162V55H161ZM161 56H160V58H161ZM166 56H167V55H166ZM176 56H178V55H175L174 57L176 58ZM189 56H190V55H189ZM229 56H230V55H229ZM245 56H246V55H245ZM127 57H128V56H127ZM158 57H159V56H158ZM158 57H157V58H158ZM169 57H170V56H169ZM171 57H172V56H171ZM179 57H180V56H179ZM259 57H260V56H259ZM101 58H102V57H101ZM107 58H108V57H107ZM123 58H124V57H123ZM130 58H131V56H130ZM130 58H129V59H130ZM134 58H135V57H134ZM138 58H139V57L137 56V59H138ZM146 58H147V57H146ZM148 58H150V57H148ZM152 58H151V59H152ZM157 58H156V59H157ZM163 58H164V57H163ZM166 58H168V57H166ZM175 58H174V59H175ZM177 58H178V57H177ZM194 58H196V57H194ZM254 58H255V57H254ZM156 59H155V60H156ZM158 59H159V58H158ZM158 59H157V60H158ZM172 59H173V58H172ZM182 59H183V58H182ZM189 59H190V58H189ZM189 59H188V60H189ZM211 59H212V60H211ZM256 59H257V58H256ZM105 60H106V59H105ZM115 60H116V59H115ZM134 60H135V59H134ZM178 60H179V58H178ZM184 60H185V59H184ZM188 60H186V61H188ZM216 60H217V59H216ZM221 60H222V59H221ZM223 60H224V59H223ZM231 60H232V59H231ZM257 60H258V59H257ZM260 60H262V59H260ZM118 61H119V57H118ZM130 61H132V60H130ZM130 61H129V62H130ZM139 61H140V60H139ZM142 61H144V60H142ZM146 61H148V59H147ZM159 61H160V59H159ZM159 61H158V62H159ZM166 61H167V60H166ZM214 61H215V60H214ZM214 61H213V63H214ZM233 61H234V60H233ZM252 61H253V62H252ZM252 61H251V62H252V63H251V66L249 65L250 67H249V66L247 65V63H246V66L249 67V68H251V70H252V68L257 67V63H258V62H257L256 60H254V59H253ZM109 62H110V61H109ZM156 62H157V61H156ZM160 62H161V61H160ZM160 62H159V63H160ZM195 62H196V61L194 60V61L192 62V65L195 66ZM197 62H196V63H197ZM217 62H218V60H217ZM230 62H231V61L229 60V57H228V59L225 58L224 63H220V64H218V67H217L218 69H217V71H218L219 69H222L223 72L231 71L232 69H229V67H230L231 65H233V64L230 63ZM241 62H242V61H241ZM247 62H248V61H247ZM118 63H119V62H118ZM118 63H117V64H118ZM120 63H121V62H120ZM125 63H126V62H125ZM125 63H121V65H122V64L125 65ZM133 63H134V61H133ZM136 63H137V62H136ZM151 63H152V62H151ZM151 63H149V64H151ZM171 63H173V65H174V60H173V62H171ZM175 63H176V62H175ZM181 63H182V62H181ZM186 63H187V62H186ZM259 63H260V62H259ZM261 63H262V62H261ZM96 64H97V62H94V65H96ZM127 64H128V63H127ZM129 64H130V63H129ZM129 64H128V65H125V66H130ZM140 64H142V63H140ZM147 64H148V62H147ZM152 64H153V63H152ZM155 64H156V63H155ZM157 64H158V63H157ZM162 64H163V65H162ZM162 64H160L161 67H164V65H166V63H165V64L162 63ZM167 64H169V61H168ZM176 64H177V63H176ZM176 64H175V66L180 67L179 65H176ZM179 64H180V63H179ZM248 64H250V62H249ZM107 65H108V63H107ZM133 65H134V64H133ZM181 65H182V64H181ZM189 65H190V64H189ZM260 65H262V64H260ZM149 66H150V65H149ZM157 66H159V64H158ZM160 66H159V67H160ZM166 66H167V65H166ZM175 66H174V67H175ZM187 66H188V65H187ZM196 66H197V65H196ZM243 66H244V65H243ZM109 67H110V65H109ZM119 67H121V66H118V68H119ZM122 67H123V66H122ZM130 67H131V66H130ZM132 67H133V66H132ZM134 67H135V66H134ZM134 67H133V68H134ZM190 67L192 68V66H190ZM190 67H189V68H190ZM205 67H206V68H205ZM247 67H245V68H247ZM102 68H103V67H102ZM150 68H152V66H150ZM167 68H168V67H167ZM237 68H238V67H237ZM245 68H243V69H245ZM103 69H104V68H103ZM103 69H101V70H103ZM114 69L116 70V67H115ZM122 69H123V68H122ZM127 69H129V67H128ZM127 69H126V70H127ZM145 69H146V68H145ZM145 69H144V67H143V70H144V71H145ZM155 69H156V68H155ZM155 69H153V71H154ZM158 69H160V68H157L156 70H158ZM165 69H166V68H165ZM195 69H194V70H195ZM210 69H213V68H210ZM234 69H235V68H234ZM107 70H108V68H107ZM109 70L111 71V69H109ZM109 70H108V71H109ZM139 70H141V69H139ZM149 70H150V69H149ZM149 70H148V71H149ZM156 70H155L154 72H156ZM172 70H173V69H172ZM199 70H198V71H199ZM237 70H238V69H237ZM256 70H257V71H255V72H256L255 74L252 75V74L250 73V76H248L249 79H250V81H251V78L253 79V81H254L255 78H256V79H258V82H264V81H263V79H264V66H258ZM104 71H105V70H104ZM104 71H102V73H104ZM113 71H114V70H113ZM117 71H118V70H117ZM120 71H121V70H120ZM123 71H124V70H123ZM141 71H142V70H141ZM144 71H143V72H144ZM153 71H152V72H153ZM160 71H161V70H160ZM160 71H159V72H160ZM164 71H165V70H164ZM168 71H169V70H168ZM175 71H176V70H175ZM209 71H210V70H209ZM217 71L214 69V71H212V72H215V73L217 74ZM243 71H244V70H243ZM253 71H254V70H253ZM111 72H112V71H111ZM111 72H110V73H111ZM131 72H132V71H131ZM137 72H138V71H137ZM139 72H140V71H139ZM170 72H171V69H170ZM176 72H178V71H176ZM179 72H180V70H179ZM212 72H211L210 75H207V76H209V79H210V80H211V77H212V76L216 75L215 73H214V75H212ZM218 72H219V71H218ZM223 72H221V73H223ZM237 72H238V71H237ZM249 72H250V70L248 71V73H249ZM251 72H252V71H251ZM144 73H145V72H144ZM146 73H147V72H146ZM160 73H161V72H160ZM160 73H159V74H160ZM174 73H175V72H174ZM206 73H208V72H206ZM228 73H229V72H228ZM233 73H234V72H233ZM243 73H244V72H243ZM252 73H253V72H252ZM113 74H114V73H113ZM128 74H129V76L132 75V74H130V72H129ZM134 74H136V73H134ZM141 74H142V73H140V75H141ZM151 74H152V73H151ZM156 74H157V73H156ZM170 74H171V73H170ZM170 74H169V75H170ZM172 74H173V73H172ZM172 74H171V75H172ZM231 74H232V73H231ZM7 75H8V74H7ZM103 75H104V74H103ZM103 75H102V77H103ZM107 75L109 76V73H108ZM107 75H106V76H107ZM126 75H127V74H126ZM174 75H175V74H174ZM177 75H178V74H177ZM180 75H181V74H180ZM183 75H184V73H183ZM226 75H227V73H226ZM233 75H235V74H233ZM238 75H240V74H238ZM244 75H245V74H244ZM246 75H249V74H246ZM110 76H111V75H110ZM110 76H109V77H110ZM133 76H134V75H133ZM149 76H153V77H155V75H149ZM175 76H176V75H175ZM175 76H174V77H175ZM219 76H221V75H219ZM242 76H243V75H242ZM8 77H9V75H8ZM124 77H125V76H124ZM130 77H131V76H130ZM130 77H129V79L126 80V81L131 80ZM138 77L140 78V76H138ZM141 77H142V76H141ZM145 77H146V76H145ZM156 77L158 78L159 75H156ZM172 77H173V76H172ZM195 77H196V76H195ZM195 77H193V79H195ZM216 77H218V76H216ZM225 77H226V76H225ZM228 77L230 78V76H228ZM233 77L235 78V76H233ZM117 78H118V77H117ZM134 78H135V76H134ZM136 78H137V77H136ZM142 78H143V77H142ZM147 78H149V77H147ZM160 78H161V77H160ZM166 78L168 79L169 76L166 77ZM175 78L178 79L179 76H178V77H175ZM184 78H185V76H184ZM187 78H188V77H187ZM196 78H197V77H196ZM214 78H215V77H214ZM222 78H223V76H222ZM222 78H221V79H222ZM236 78H237V77H236ZM122 79H123V78H122ZM125 79H126V78H125ZM125 79H124V80H125ZM143 79H144V78H143ZM149 79H150V78H149ZM149 79H148V80H149ZM172 79H173V78H172ZM177 79H176V80H177ZM200 79H202V78H200ZM200 79H199V80H200ZM203 79H204V78H203ZM209 79H208V80H209ZM221 79H219V80H221ZM224 79H225V78H224ZM226 79H227V78H226ZM113 80H114V79H113ZM124 80H123V81H124ZM133 80H134V79H133ZM136 80H137V79H136ZM144 80H145V79H144ZM153 80H154V79H153ZM157 80H158V79H157ZM159 80H160V79H159ZM169 80H171V79H169ZM174 80H175V79H173V80L171 81V84H174V83H175ZM182 80H183V79H182ZM185 80L187 81V79H185ZM188 80H189V83H190V79H188ZM210 80H209V81H210ZM215 80H216V79H215ZM215 80H214V81H215ZM229 80H230V79H229ZM233 80H234V79H233ZM247 80H248V79H247ZM131 81H132V80H131ZM140 81H142V80H139V81H136V82L140 83ZM151 81H152V80L150 79L149 82H151ZM155 81H156V79H155ZM177 81H178V80H177ZM192 81H194V80H192ZM221 81H222V80H221ZM243 81H245V80H243ZM243 81H242V83H243ZM256 81H257V80H256ZM104 82H105V81H104ZM104 82H103V84H104ZM112 82H113V84H114V81H112ZM120 82H121V81H120ZM147 82H148V81H147ZM160 82H161V80H160ZM166 82H167V81H166ZM182 82H184V80H183ZM194 82L197 83V81H194ZM203 82H204V81H202V84H203ZM211 82H212V81H211ZM219 82H220V81H219ZM222 82H223V81H222ZM222 82H221V83H222ZM237 82H238V81H237ZM237 82H236V83H237ZM108 83H110V82H108ZM108 83H106V84H108ZM138 83H135V84H138ZM144 83H145V82H143V84H144ZM157 83H158V82H157ZM161 83H162V82H161ZM161 83H160V84H161ZM163 83H164V82H163ZM176 83H177V82H176ZM176 83H175V84H176ZM187 83H188V82H187ZM207 83H209V82H207ZM225 83H226V80H225ZM227 83H232V82H227ZM236 83H232V84H236ZM242 83H240V84L242 85ZM250 83H251V82H250ZM110 84H111V83H110ZM113 84H112V86L110 85L111 88L113 87ZM122 84H123V83H122ZM122 84H121V85H122ZM126 84H127V83H126ZM132 84H133V83H132ZM135 84H134V85H135ZM145 84H146V83H145ZM154 84H155V83H154ZM158 84H159V83H158ZM165 84H166V83H165ZM182 84H183V83H182ZM213 84H214V83H213ZM213 84H211V85H213ZM222 84H223V86H225L224 83H222ZM240 84H238V86H240ZM255 84H256V83H255ZM115 85H117V84H115ZM124 85H125V84H123V86H124ZM147 85H148V83H147ZM166 85H167V84H166ZM168 85H169V84H168ZM168 85H167V86H168ZM178 85H180V84L178 83ZM190 85H191V83H190ZM204 85L206 86V84H204ZM217 85H220V84H217ZM226 85H227V84H226ZM245 85H246V84H245ZM249 85H250V84H249ZM253 85H254V84H253ZM118 86H119V87H118ZM118 86H117V87L120 89V85H118ZM126 86H127V85H126ZM148 86H149V85H148ZM152 86H153V85H151V87H152ZM169 86H171V85H169ZM208 86H209V84H208ZM213 86H214V85H213ZM230 86H231V85L229 84L228 87H230ZM233 86H234V85H233ZM243 86H244V85H243ZM243 86H241V87H243ZM254 86H255V85H254ZM254 86H252V87H254ZM102 87H105V84H104V86H102ZM107 87H108V85H107ZM114 87H115V86H114ZM128 87L130 88V85H128ZM128 87H127V89H128ZM131 87H132V85H131ZM134 87H135V86H134ZM137 87H138V86H137ZM158 87H160V85H159ZM163 87H164V86H163ZM171 87H172V86H171ZM178 87H179V86H178ZM178 87H177V88H178ZM182 87H183V86H182ZM188 87H189V89H190L191 86H188ZM188 87H187V88H188ZM193 87H194V86H193ZM218 87H219V86H218ZM221 87H222V85H221ZM226 87H227V86H225V90H226ZM228 87H227V88H228ZM236 87H237V85L234 87V89H235ZM241 87H238V88H240V89L243 90L244 88H248L249 86H248V87H245V86H244V88H241ZM250 87H251V86H250ZM122 88H123V87H122ZM125 88H126V87H125ZM154 88H156V87H154ZM154 88H152V89L154 90ZM160 88H161V87H160ZM175 88H176V87H175ZM191 88H192V87H191ZM195 88H196V86H195ZM201 88H202V87H201ZM209 88H210V87H209ZM215 88H216V87H215ZM230 88H231V87H230ZM230 88H229V89H230ZM254 88H255V87H254ZM107 89H108V88H107ZM123 89H124V88H123ZM133 89H134V88H133ZM158 89H159V88H158ZM166 89H167V88H166ZM170 89H171V88H170ZM212 89H213V88H212ZM216 89L219 90L220 87H219V88H216ZM229 89H228V90H229ZM249 89H250V88H249ZM258 89H259V88H258ZM109 90H110V89H109ZM109 90H108V91H109ZM115 90H116V89H115ZM128 90H129V89H128ZM130 90H132V89H130ZM134 90H136V88H135ZM134 90H132V92L129 91V92H130V95L133 94V91H134ZM156 90H157V88H156ZM178 90H180V89L178 88ZM187 90H188V89H187ZM192 90L195 91L194 89H192ZM207 90H208V89H207ZM218 90H217V91H218ZM223 90H224V89L221 88V90H220L219 92H216V93H224ZM236 90L238 91L239 89H236ZM242 90H240V91L242 92ZM245 90H246V89H245ZM251 90L256 91V89H255V90H254V89H251ZM103 91H105V89H104ZM112 91L115 92L114 90H112ZM117 91H118V90H117ZM136 91H138V90H136ZM173 91L175 92V90H173ZM200 91H201V90H200ZM231 91H232V90H230L229 92H231ZM234 91H235V90H234ZM234 91H233V92H234ZM246 91H247V90H246ZM101 92H102V91H101ZM118 92H119V91H118ZM118 92H117V93H118ZM123 92H124V91H123ZM154 92H156V91L154 90ZM164 92H165V91H164ZM169 92H170V91H169ZM183 92H184V91H183ZM213 92H215V91H213ZM227 92H228V91H227ZM229 92H228V93H229ZM121 93H122V92H121ZM127 93H128V92H127ZM127 93H126V94H127ZM131 93H132V94H131ZM139 93H140V92H139ZM157 93H158V92H157ZM186 93H187V92H186ZM200 93H201V92H200ZM103 94H104V93H103ZM107 94H108V92H107ZM109 94H110V93H109ZM111 94H112V92H111ZM143 94H144V92H143ZM148 94H149V92L147 93V95H148ZM153 94H155V93H153ZM158 94H159V93H158ZM160 94H161V93H160ZM212 94H213V93H212ZM244 94H245L244 96H245V97L247 96L246 98H248V95L246 94V92H244ZM251 94H252V93H251ZM253 94H256V93L253 92ZM104 95H105V94H104ZM118 95H119V94H118ZM122 95H123V94H122ZM161 95L164 96V94H161ZM184 95L187 96V94H184ZM214 95H216V94H214ZM214 95H213V96H214ZM218 95H219V94H218ZM249 95H250V94H249ZM256 95H257V94H256ZM259 95H261V94H259ZM107 96H108V95H107ZM126 96H128V94H127ZM136 96L140 98V96H138L137 93H136V95H134L131 99L128 98V97H127V98L125 97L127 100L129 99V102H130V103H129L128 105H126V106H124V101H122V100H124V99L120 100V99L116 96V97L118 98V100L122 102L121 104H123V107H120L119 109H117L116 112L113 113V115L115 116V117H114L115 119H116V116H119V117H120L119 119H121V118L124 119V121H123L121 124L118 125L116 121H115V122H111V121H109V119L107 118V116H105V117H106L108 120H105V117H103V115L106 114V113H104L105 110H108V108H110V107L106 108V109L104 110V112H102L103 115L101 114V129H102V128H105V130H106V129H108V130H109V129H113V130H111V131H115V132L117 131V133H116L117 135H115V137H116L117 139H116V138H115V139H116V142H117L118 144H119V143H120V144H126L127 142L130 141V137H129V136H131L132 133H131V135H128V133H129L130 131L133 132V131H132L133 129H132V130H130V129H131V128H134L135 126H132V124L128 123L129 120H130L131 122H133V123H134V121H135V123L140 124V125H142V126L145 125V124H147V126H148V125H149L148 123L151 122V120H150L149 122L147 121L148 123L146 122L147 118H150V117H148V113L151 114V118L156 116V114H154V113H155V112H154V111H155L154 109H153V110H154V111H153L154 113L151 112V110H149V111H145V110H147V109H150V108H147V104L145 105L147 109H145L144 111H143V110L140 111L141 109H140L139 111H137V110H138V107H137V110L135 111V110L133 109V105H134L137 101L140 100V99L138 100V98H137ZM144 96H146V94H145ZM148 96H149V95H148ZM152 96H153V95H152ZM165 96H166V95H165ZM171 96H172L171 94H169V96H168V97H170V98H169L170 101H171L172 99H175V98H176L175 96H172V97H175V98H172V99H171ZM203 96H204V95H203ZM216 96H217V95H216ZM216 96H215V97H216ZM221 96H222V95H221ZM221 96H219L220 99H222ZM234 96H235V95H234ZM238 96H239V95H238ZM241 96H242V95H241ZM250 96H251V95H250ZM252 96H255V95H252ZM123 97H124V96H123ZM142 97H143V96H142ZM142 97H141V98H142ZM149 97H151V96H149ZM161 97H162V96H161ZM177 97H179V96H177ZM180 97H182V95H181ZM183 97H184V99L186 100L185 96H183ZM183 97H182V98H183ZM193 97H194V96H193ZM195 97H196V96H195ZM195 97H194V98H195ZM256 97H257V96H256ZM259 97H261V98H260L261 100H264V95L259 96ZM259 97H258V98H259ZM104 98H107V97H104ZM111 98H112V97H111ZM164 98H165V97H164ZM194 98H193V99H194ZM212 98H214V97H212ZM225 98H227V95L225 96ZM101 99H103L102 94H101ZM112 99H113V98H112ZM144 99H146V98H144ZM144 99H143V100H144ZM152 99H153V98H152ZM161 99H162V98H161ZM167 99H168V98H167ZM167 99H166V100H167ZM179 99H180V100H179ZM179 99H176V102H177V100H178V101L183 100V99H181V98H179ZM188 99H189V98H188ZM195 99H196V98H195ZM220 99H219V100H220ZM227 99H228V98H227ZM230 99H231V98H230ZM254 99H257V98H254ZM260 99H259V100H260ZM105 100H107V99H105ZM113 100H114V99H113ZM162 100H163V99H162ZM203 100H204V99H203ZM208 100H210V99H208V97H207V101H208ZM211 100H213V99H211ZM211 100H210V101H211ZM217 100H218V99H217ZM224 100H225V99H224ZM235 100H236V99H235ZM111 101H112V100H111ZM116 101H117V100H116ZM155 101H157V100H155ZM155 101H154V102H155ZM173 101H174V100H172V102L169 103V104H172ZM186 101H187V100H186ZM195 101H196V100H195ZM229 101H230V100H229ZM231 101H232V99H231ZM231 101H230V102H231ZM244 101H246V100H244ZM125 102H126V101H125ZM150 102H151V101H150ZM160 102H161V101H160ZM160 102H158L157 104H159ZM176 102H175V103H176ZM197 102H198V101H197ZM230 102H229V103H230ZM257 102H258V101H257ZM107 103H109V101H107ZM107 103H104V105H106ZM113 103H114V102H113ZM113 103H112V105H113ZM116 103H117V102H116ZM116 103H115V104H116ZM127 103H128V102H127ZM127 103H126V104H127ZM155 103H156V102H155ZM162 103L166 105V103H164V100L162 101ZM191 103H192V102H191ZM201 103H202V102H201ZM206 103H211V102H206ZM212 103H213V102H212ZM222 103H223V102H222ZM231 103H232V102H231ZM231 103H230V105H231ZM241 103H242V102H241ZM252 103H253V102H252ZM255 103H256V102H255ZM255 103H253V104H255ZM109 104H110V103H109ZM115 104H114V106H115ZM117 104H119V102H118ZM121 104H119V105H121ZM151 104H152V102H151ZM163 104H159V105H163ZM173 104H174V103H173ZM173 104H172V105H173ZM183 104H185V103H183ZM183 104L181 103L180 105L183 106ZM194 104H195V103H194ZM199 104H200V103H199ZM203 104H205V101H204ZM214 104H215V103H214ZM214 104H213V105H214ZM216 104H218V103H216ZM220 104H221V103H220ZM220 104H219V105H220ZM225 104H228V103H225ZM245 104H246V103H245ZM250 104H251V102H250ZM259 104H260V103H259ZM101 105H103V104H101ZM107 105H108V104H107ZM135 105H136V104H135ZM149 105H150V104H149ZM153 105H154V104H153ZM196 105H197V104H196ZM208 105H209V104H208ZM228 105H229V104H228ZM230 105H229V106H230ZM251 105H252V104H251ZM251 105H250V106H251ZM116 106H117V105H116ZM138 106H141V105H138ZM163 106H164V105H163ZM188 106H189V105H188ZM188 106H186V107H188ZM197 106H198V105H197ZM197 106H196V107H197ZM200 106H201V105H200ZM243 106H244V105H243ZM245 106H246V105H245ZM1 107H3V108H8L9 106H8V103L5 102ZM101 107H103V106H101ZM118 107H119V106H118ZM141 107H142V106H141ZM143 107H144V106H143ZM150 107H151V106H150ZM158 107H159V106H157L156 108H158ZM173 107H174V109H172V111H174V110L176 111V109H178V110L180 109V108H179L177 105H175V104L173 105ZM177 107H178V108H177ZM184 107H185V106H184ZM205 107H207V106H205ZM210 107H211V106H210ZM216 107L218 108V106H216ZM216 107H215V108H216ZM231 107H232V106H231ZM251 107H252V106H251ZM134 108H135V107H134ZM163 108H164V107H163ZM163 108L160 109V107H159L160 111H161ZM169 108H170V107H169ZM182 108H183V107H182ZM188 108H192V107L190 106V107H188ZM193 108H194V107H193ZM197 108H198V107H197ZM234 108H235V107H234ZM234 108H233V110H234ZM240 108H241V107H240ZM247 108H248V107H247ZM102 109H103V108H102ZM102 109H101V110H102ZM142 109H143V108H142ZM151 109H152V107H151ZM164 109H165V110H163L162 113H159V111H158V114H159V115H162V116H164V117L167 116L168 119H169L170 116H168V115H169L170 112H172V111L169 112V111H168L169 109H168V108L166 109V107H165ZM183 109H184V108H183ZM183 109H182V110H183ZM218 109H219V108H218ZM218 109H217V110H218ZM226 109H227V107H226ZM253 109H254V108H252V111H250V112H249V111H248V112H247V111H245V112H244V111H241V112H236V113L233 112V113H235L236 115L241 114V115H240L241 117L246 116V117H247L246 119H248V117H249L248 120L245 119V121H244L245 123H244V122L237 121L238 124H239V123H240V125L242 124V125H241V128H242V127L244 128V127H246V126H249L248 128H252V126H254L253 116H252V113H253V111H254ZM256 109H257V108H256ZM256 109H255V110H256ZM157 110H158V109H157ZM184 110H185V109H184ZM213 110H214V109H213ZM239 110H240V109H239ZM245 110H246V109H245ZM248 110H249V109H248ZM250 110H251V109H250ZM112 111H113V109H112ZM112 111H109V112H112ZM114 111H115V110H114ZM204 111H205V110H204ZM109 112H108V115L110 114ZM177 112H178V111H176V114H177ZM179 112H180V111H179ZM196 112H197V111H196ZM207 112H208V111H207ZM215 112H217V111H215ZM173 113H174V112H173ZM185 113H186V112H185ZM189 113H190V111H189ZM197 113H198V112H197ZM208 113H209V112H208ZM217 113H218V112H217ZM231 113H232V112H231ZM231 113H230V114H231ZM130 114H131L132 117H129ZM132 114H133V115H132ZM174 114H175V113H174ZM186 114H187V113H186ZM204 114H205V113H204ZM222 114H223V113H222ZM224 114H225V113H224ZM257 114H258V113H257ZM257 114H256V115H257ZM262 114H263V113H262ZM262 114H261V115H262ZM113 115H112V116H113ZM159 115H157V116H159ZM170 115H171V114H170ZM180 115H181V114H179V115H177V116L180 117ZM231 115H233V114H231ZM236 115H235V118H236ZM112 116H110V118H112ZM162 116H161V117H162ZM181 116H184V115H181ZM205 116H206V115H205ZM224 116H225V115H224ZM226 116H228V114H226ZM172 117H173V116H172ZM197 117H198V116H197ZM199 117H200V116H199ZM201 117H202V116H201ZM209 117H211V114H209ZM231 117H232V116H231ZM231 117H230V118H231ZM255 117H257V116H255ZM157 118H159V117H157ZM170 118H171V117H170ZM184 118H185V116H184ZM202 118H203V117H202ZM204 118H205V117H204ZM235 118H234V119H235ZM262 118H263V117H262ZM103 119L105 120V122H104ZM152 119H153V118H152ZM155 119H156V118H155ZM155 119H154V120H155ZM162 119H163V118H162ZM164 119H165V118H164ZM168 119H167V120H168ZM198 119H199V118H198ZM206 119L209 120V118H206ZM206 119H205V121H207ZM212 119H213V118H212ZM226 119H228V118H225V120H226ZM111 120H113V119H111ZM116 120H117V119H116ZM157 120H158V119H157ZM172 120H173V119H172ZM172 120H171V121H172ZM181 120L183 121L182 117H181L179 120H177V121H175V122H173V123L169 121L171 125L168 126V124H169V123H168V124L166 125V126H168V128H167L165 125H164V126H165V127L167 128V130H168L167 133L169 132V133L171 134V137H172V135H174V133H176V131L178 130L181 134H177V136H178V135H180V136L182 135V136H181V140L184 142V140H187V139H191V138H193V136L191 135V134H193V133L187 132V134L189 133V135H187L186 133H183V130H185V129H181V128L179 127V124H180V121H181ZM237 120H239V119H237ZM240 120H242V119H240ZM16 121H17V122L20 121V118L16 119ZM119 121H121V120H119ZM202 121H203V120H202ZM213 121H215V120L213 119ZM218 121H219V120H218ZM220 121H221V120H220ZM226 121H228V120H226ZM232 121H233V120H232ZM74 122L76 123V121H74ZM157 122H158V121H157ZM161 122H162V121H161ZM183 122H186V121H183ZM198 122H199V121H197V124H198ZM216 122H217V121H216ZM224 122H225V121H224ZM237 122H236V123H237ZM135 123H134V125H135ZM187 123H189V121H188ZM187 123H185V124H187ZM194 123L196 124V121H195ZM204 123H205L204 121H203L202 123L200 122L201 127H205V126H203ZM227 123H228V122H227ZM227 123H226V124H227ZM243 123H244V124H243ZM35 124H36V123H35ZM151 124H153V122H151ZM156 124H157V126H158V123H156ZM185 124H184V125H185ZM214 124H216V123H214ZM229 124H230V123H229ZM229 124H227V126H229ZM74 125H75V124H74ZM154 125H155V124H154ZM198 125H199V124H198ZM205 125H207V124H205ZM212 125H213V124H212ZM243 125H244V126H243ZM258 125H259V124H258ZM137 126H138V125H137ZM142 126L140 127V129L137 128V127H135V128H134V131L136 130V136L139 135V137H141L140 141L144 139L145 142H146V138L149 139V137H150L149 134H151V132H150L149 134H147L146 131H149L150 129H149V130L146 129V131H144V128H142ZM161 126H162V125H161ZM164 126H163V127H164ZM193 126H194V125H193ZM207 126H208V125H207ZM207 126H206V127H207ZM230 126H231L232 128L236 127V126H234V125H230ZM259 126H261V125H259ZM75 127H76V125H75ZM143 127H145V126H143ZM155 127H156V126H154V130L157 129V128H155ZM211 127H212V130H213L214 127H213V126H211ZM184 128H185V127H184ZM186 128H187V127H186ZM207 128H209V126H208ZM152 129H153V128H152ZM159 129H160V127H159ZM162 129H163V128H162ZM164 129H165V128H164ZM164 129L161 130V131L164 132ZM195 129H196V128H195ZM219 129H221V127H220ZM223 129H224V128H223ZM217 130H218V129H217ZM235 130H236V129H235ZM238 130H240V128H239ZM248 130H249V129H248ZM102 131H103V130H102ZM102 131H101V132H102ZM106 131H107V130H106ZM151 131H152V130H151ZM189 131H190V130H189ZM203 131H204V130H203ZM213 131H214V130H213ZM215 131H216V130H215ZM258 131H259V130H258ZM260 131H262V130H260ZM104 132H105V131H104ZM104 132L102 133V135L104 134ZM115 132H114V134H115ZM156 132H157V131H156ZM159 132H160V131H159ZM216 132H217V131H216ZM223 132H224V130H223ZM242 132H243V131H242ZM248 132H250V131H248ZM256 132H257V131H256ZM109 133H110V132H109ZM112 133H113V132H112ZM153 133L155 134V131H154ZM160 133H161V132H160ZM167 133H166V135H167ZM177 133H178V132H177ZM200 133H201V132H200ZM206 133H207V131H206ZM224 133H225V132H224ZM240 133H241V131H240ZM258 133H259V132H258ZM105 134H108V133H105ZM184 134H186V136H185ZM228 134H229V133H228ZM243 134L245 135V133H243ZM110 135H111V133H110ZM210 135H212V134H210ZM232 135H234V134L232 133ZM244 135H243V136H244ZM136 136H135V137H136ZM156 136H157V135H156ZM156 136H155V137H156ZM161 136H162V135H161ZM163 136H164V135H163ZM175 136H176V135H175ZM204 136H205V135H204ZM216 136H217V135H216ZM216 136H215V137H216ZM236 136H237V135H236ZM236 136H235V137H236ZM240 136H242V134H240ZM246 136H248V133L246 134ZM107 137H109V136L107 135L106 137H103V138H107ZM131 137H133V136H131ZM169 137H170V136H169ZM169 137H168V138H169ZM178 137H179V136H178ZM185 137H187V138H185ZM198 137L200 138V136H198ZM213 137H214V136H213ZM224 137H225V138H224L223 140H221L222 138L219 139V140H221V144H222L223 141L226 139V137H228V135H226V136H224ZM101 138H102V137H101ZM122 138H125L124 143H122ZM136 138H137V137H136ZM161 138H164V137H160L159 139L161 140ZM206 138H207V137H206ZM218 138H219V137H218ZM240 138H241V137H240ZM110 139H111V138H110ZM113 139H114V137H113L111 140H113ZM131 139H132V138H131ZM133 139H134V138H133ZM165 139H167V138H165ZM179 139H180V138H179ZM179 139H177V140H179ZM212 139H213V138H212ZM212 139H211V140H212ZM233 139H234V136L232 137V139H231V137H230L229 140L233 142ZM246 139H248V140H246ZM262 139H264V137H263ZM104 140H105V139H104ZM128 140H129V141H128ZM144 140H143V141H144ZM167 140H168V139H167ZM175 140H176V139H175ZM191 140H192V139H191ZM191 140H190V141H191ZM194 140H195V139H194ZM196 140H197V139H196ZM196 140H195V141H196ZM199 140H200V139H199ZM219 140H218V141H219ZM227 140H228V139H227ZM70 141H71V140H70ZM131 141H133V140H131ZM137 141L140 142L138 139H137ZM152 141H153V140H152ZM158 141H159V140H158ZM171 141L174 142L173 140L170 139V142H171ZM188 141H189V140H188ZM208 141H209V140H208ZM215 141H216V140H215ZM251 141H252V139H250V136H249V137H246V138H245V137H242V138H241V141L239 140L238 142H240V144H241V142H242V143H243L242 145H243V146L245 145V146L247 147ZM254 141H255V140H254ZM263 141H264V140H263ZM103 142H104V141H103ZM164 142H166V141H163V143H164ZM176 142H177V141H176ZM179 142H180V141H179ZM191 142H192V141H191ZM200 142H201V141H200ZM224 142H225V141H224ZM252 142H253V141H252ZM259 142H260V141H259ZM105 143H106V142H105ZM131 143H133V142H131ZM131 143L129 142L128 144H131ZM141 143H142V142H141ZM141 143H140V144H141ZM154 143H155V142H153V144H154ZM156 143H157V142H156ZM158 143H159V142H158ZM208 143H210V142H208ZM212 143H213V142H212ZM212 143H211V145H212ZM225 143H227V142H225ZM228 143H230V142H228ZM260 143H262V142H260ZM260 143H259V144H260ZM128 144H127V145H128ZM136 144H137V145H135V143H134L135 146H134V148H132V149H135L136 146H140V145H138V143H136ZM142 144H143V143H142ZM170 144H171V143H170ZM204 144H206V142H205ZM1 145H2L4 148L6 147V146H5L6 144L1 143ZM111 145H112V144H111ZM131 145H133V144H131ZM143 145H144V144H143ZM162 145H166V143H165V144H162ZM208 145H209V144H208ZM101 146H102V145H101ZM103 146H104V144H103ZM103 146H102V147H103ZM115 146L117 147V145H115ZM129 146H130V145H129ZM175 146H176V145H175ZM193 146H194V145H193ZM197 146H200V144H198ZM206 146H207V145H206ZM209 146H210V145H209ZM224 146H225V145H224ZM230 146L233 147V145H230ZM237 146H238V145H237ZM239 146H240V145H239ZM121 147H122V146H121ZM124 147H127V146H123V148H124ZM141 147H142V146H141ZM146 147H147V146H146ZM159 147H162V146H159ZM165 147H166V146H165ZM114 148H115V147H114ZM114 148H111V149L113 150ZM118 148H119V147H118ZM130 148H131V147H130ZM168 148L171 149L172 147L170 148V146L168 145ZM224 148H225V147H224ZM226 148H228V147H226ZM240 148H241V147H240ZM249 148H250V147H249ZM259 148H260V147H259ZM108 149H109V148H108ZM121 149H122V148H121ZM125 149H126V148H125ZM128 149H129V147H128ZM140 149H141V148H140ZM143 149H145V148H143ZM152 149H153V148H152ZM159 149H162V148H159ZM179 149H180V148H179ZM187 149H188V148H187ZM196 149H197V148H196ZM196 149H195V150H196ZM217 149L219 150V148H217ZM217 149H215V150L217 151ZM256 149H257V148H256ZM105 150H106V149H105ZM112 150H107V152H105V155H104L103 157H105L106 159H109V158H112V159H113V157H114V158H117L116 155H115V152H118V151H115V150L112 151ZM135 150H136V149H135ZM135 150H134V151H135ZM137 150H138V149H137ZM162 150H163V149H162ZM164 150H165V149H164ZM164 150H163V152H161V154H162L161 156H163V154H164ZM172 150H173V148L171 149V151H172ZM192 150H193V149H192ZM222 150H223V148L220 149L219 151H217V153H215L214 155H215V156H216V155H217V156H220L221 154H219V153H220V151L222 152ZM228 150H229V149H228ZM234 150H235V149H234ZM236 150H237V149H236ZM245 150H246V149H245ZM253 150H254V149H253ZM257 150H258V149H257ZM127 151H128V150H124L123 152L121 151V153L123 154V157H126V155H128V154L125 155V152H127ZM129 151H130V150H129ZM129 151H128V152H129ZM134 151L132 150L131 152L133 153ZM152 151H154V150H152ZM152 151H150V152H152ZM156 151H157V150H156ZM156 151H155V152H156ZM158 151H159V150H158ZM160 151H161V150H160ZM174 151H175V150H174ZM183 151H184V150H183ZM190 151H191V150H190ZM203 151H204V150H203ZM4 152H5L6 156H7V159L4 160L2 163H3V164H8V165H9V168L11 169V170H9V168H8V170H9V171H13V174H15V175H21L20 171H17V170H18L17 168H18V166L21 165V163H22V164H23V163H24V164H26V163L28 164V160H27L26 158H24L22 155H19V154H17V155L15 156V158H16L15 160H12L13 156H11V154L8 153V151H4ZM101 152L104 154L103 150H101ZM113 152H114V154H113ZM143 152H144V151H143ZM145 152H147V151H145ZM145 152H144V153H145ZM212 152H215V151H212ZM226 152H227V151H226ZM235 152H236V151H235ZM239 152H241V151H239ZM245 152H246V151H245ZM245 152H244V153H245ZM1 153H2V149L0 148V154H1ZM144 153H143V154H144ZM166 153H167V152H166ZM172 153H173V152H172ZM172 153H171V154H172ZM183 153H186V152H183ZM187 153H188V152H187ZM233 153H234V152H233ZM233 153H232V154H233ZM116 154H117V153H116ZM130 154H131V153H130ZM136 154H137V153H136ZM138 154H140V153H138ZM152 154H153V153H152ZM155 154H157V155L159 156L160 153L158 154V153L156 152V153H154L153 155H155ZM198 154H199V153H198ZM200 154H201V153H200ZM200 154H199V155H200ZM222 154H223V152H222ZM228 154H229V153H228ZM235 154H236V153H235ZM235 154H234V155H235ZM238 154H239V153H238ZM238 154H237V155H238ZM124 155H125V156H124ZM153 155H152V156H153ZM169 155H170V154H169ZM169 155L167 154V156H169ZM187 155H188V154H187ZM206 155H207V154H206ZM237 155H236V156H237ZM258 155H259V154H258ZM117 156H119V154H118ZM155 156H156V155H155ZM161 156H159L158 158H159V159L162 158V160H163V157H161ZM165 156H166V155H165ZM165 156H164V157H165ZM196 156H197V155H196ZM201 156H202V154H201ZM201 156H200V158H201ZM242 156H243V155L241 154V156H237V157H242ZM259 156H261V155H259ZM262 156H263V155H262ZM262 156H261V158L264 157V156H263V157H262ZM22 157H23L24 159H23ZM103 157H102V155H101V158H102V159H103ZM129 157H130V156H128V158H129ZM136 157H137V156H136ZM141 157H142V156H141ZM153 157H154V156H153ZM160 157H161V158H160ZM213 157H214V156H213ZM228 157H229V156H228ZM228 157H227V158H228ZM244 157H245V156H244ZM252 157H253V156H252ZM256 157H257V156H256ZM128 158H127V159H128ZM134 158H135V157H134ZM158 158H155V159H158ZM166 158H167V157H166ZM169 158H170V157H169ZM189 158H190V157H189ZM120 159H122V157H121ZM132 159H133V158H132ZM149 159H150V158H149ZM149 159H147V160H149ZM159 159H158V160H159ZM192 159H195V158H191V160H192ZM197 159H198V158H197ZM211 159H212V158H211ZM222 159H223V158L220 159V157H219L218 159L214 157L209 163H211L212 161H217V160L219 161V163H222V161L225 163V162L227 161L226 158H224L225 161L222 160ZM232 159H233V158H232ZM232 159H231V160H232ZM117 160H118V158H117ZM124 160H125V158H124ZM128 160L130 161L131 159H128ZM143 160H144V158H143ZM153 160H154V158H153ZM164 160H165V159H164ZM189 160H190V159H189ZM189 160H188V161H189ZM191 160H190V161H191ZM204 160H205V159H204ZM234 160L237 161V159H233V160L231 161L232 164L235 162ZM243 160H244V159H243ZM108 161H109V160H108ZM108 161H107V162H108ZM121 161H122V160H121ZM126 161H127V160H126ZM145 161H146V159H145ZM159 161H161V160H159ZM165 161H167V160H165ZM194 161H196V160H194ZM205 161H207V160H205ZM229 161H230V160H229ZM262 161H263V160H262ZM133 162H134V161H133ZM137 162H138V161H137ZM170 162H171V161H170ZM207 162H208V161H207ZM101 163H102V162H101ZM103 163H104V162H103ZM103 163H102V164H103ZM116 163H117V162H116ZM118 163H119V162H118ZM122 163L124 164V161H123ZM130 163H131V162H130ZM141 163H144V162H141ZM166 163H167V162H166ZM183 163H184V162H183ZM189 163H190V162H189ZM189 163H188V165H190V164L192 165V163H190V164H189ZM213 163H214V162H213ZM213 163H212V164H213ZM224 163H223V164H224ZM240 163H242V162H240ZM263 163H264V162H263ZM102 164H101V166H102ZM113 164H114V163H113ZM123 164H122V165H123ZM126 164H127V166L129 165L128 163H125L124 166H121V167H125ZM135 164H136V163H135ZM160 164H161V163H160ZM160 164H159V165H160ZM196 164H197V162H196ZM223 164H221V165H223ZM228 164H229V163H228ZM237 164H239V163H237ZM248 164H249V163H248ZM259 164H260V163H259ZM14 165H16V166H14ZM117 165H118V164H117ZM131 165H132V163H131ZM145 165H146V164H145ZM166 165H167V164H166ZM198 165H199V164H198ZM224 165H225V164H224ZM246 165H247V163H246ZM109 166H110V165H109ZM109 166H108V168H115V166H114V167H113V166L109 167ZM179 166H180V165H179ZM179 166H178V167H179ZM201 166H202V165H201ZM217 166H219V165H217ZM232 166H233V165H232ZM236 166H238V165H236ZM241 166H242V165H241ZM249 166H250V165H249ZM259 166H260V165H259ZM261 166H263V165H261ZM118 167H120V166L118 165ZM121 167H120V168H121ZM133 167H134V165H133ZM143 167H144V166H143ZM162 167H163V166H162ZM178 167H177V168H178ZM212 167H213V166H212ZM224 167H225V166H224ZM228 167H229V165H228ZM238 167H239V166H238ZM263 167H264V166H263ZM104 168H106V166H105ZM126 168H129V166H128V167H125V170H126ZM136 168H137V167H136ZM197 168H199V166H197ZM215 168H216V167H215ZM240 168H241V167H240ZM72 169H73V171H78V172L80 171V170L77 169V166H76V165L73 166ZM46 170H47V168H46ZM49 170H50V169H49ZM101 170L103 171V168H102V167H101ZM129 170H130L129 172H132V171H131V170H132L131 167L129 168ZM142 170H143V168H142ZM144 170H145V167H144ZM148 170H149V168H147V170L144 171V172L146 173ZM171 170H172V168H171ZM180 170H181V168H180ZM223 170H224V168H223ZM251 170H252V169H251ZM255 170H256V168H255ZM258 170H259V168H258ZM261 170H263V168H261ZM102 171H101V172H102ZM113 171H114V170H112V172H113ZM134 171H135V170H134ZM138 171H139V170H138ZM138 171H137V172H138ZM159 171H160V170H158V172H156V170H155V172L158 173V174H159ZM161 171H162V170H161ZM178 171H179V170H178ZM209 171H210V170H209ZM213 171H214V170H213ZM237 171H238V170H237ZM242 171H243V170H242ZM263 171H264V170H263ZM263 171H261V172L263 173ZM107 172H108V171H107ZM110 172H111V171H110ZM110 172H109V174H110ZM115 172L117 173V171H115ZM119 172H120V171H119ZM124 172H125V171H124ZM124 172L122 171V173H124ZM153 172H154V171H153ZM190 172H191V171H190ZM199 172H200V171H199ZM231 172H233V170H232ZM244 172H245V171H244ZM249 172H250V171H249ZM254 172H255V171H252V172L248 173V171H247V173L249 174V179H251V178L254 177V176H257V174L255 175ZM256 172H257V171H256ZM7 173H8V172H7ZM122 173H121V174H122ZM156 173H155V174L153 173V174L156 175ZM164 173H165V172H164ZM220 173H221V172H220ZM233 173H234V172H233ZM259 173H260V172H259ZM13 174H12V175H13ZM101 174H102V173H101ZM111 174H114V173H111ZM111 174H110V176H112ZM129 174H131V173H129ZM149 174H151V173H149ZM158 174H157V175H158ZM161 174H162V173H161ZM161 174H159V175H161ZM165 174H166V173H165ZM190 174H191V173H190ZM221 174H222V173H221ZM236 174H237V173H236ZM42 175H43V174H42ZM42 175H41V177H42ZM104 175H106V177L109 176V175H107V173L104 174ZM132 175H133V174H132ZM138 175H139V174H138ZM143 175H144V174H143ZM143 175H142V178H143V179H141V181L143 180L144 182L142 181V182H140V183H146V182H147V181L145 182L144 179H145L146 177H145V176L143 177ZM162 175H164V174H162ZM166 175H167V174H166ZM168 175H169V174H168ZM179 175H180V174H179ZM208 175H210V174H208ZM211 175H212V174H211ZM230 175H231V174H230ZM233 175H234V176H232V178H235V179H236L237 177H235V174H233ZM260 175H261V174H260ZM10 176H11V175H10ZM10 176H9V177H10ZM37 176H38V172L36 171V172H34V173L32 174V177L29 178V181H32V182H33L32 187H34V186L36 185L35 182L38 181V179H39V178H37ZM115 176H116V175H115ZM115 176H114V181H113V182H115V180H117V179H115ZM126 176H127V175H126ZM186 176H187V175H186ZM201 176H202V173H201ZM223 176H224V175H223ZM236 176H237V175H236ZM241 176H245V175H241ZM45 177H46V176H45ZM55 177H56V178L58 177V173L55 175ZM70 177H71V176H70ZM88 177H89V176H88ZM120 177H121V176H120ZM132 177H133V176H132ZM134 177H135V176H134ZM138 177H140V176H138ZM150 177H151V175H150ZM162 177H164V176H162ZM171 177H173V178H177V177H174V176H171ZM179 177H181V176H179ZM191 177H192V176H191ZM226 177H227V176H226ZM125 178H127V177H125ZM135 178H136V177H135ZM152 178H154V177H152ZM158 178H159V177H158ZM158 178H156V179H158ZM160 178H161V177H160ZM200 178H202V177H200ZM211 178H212V177H211ZM215 178H216V177H215ZM230 178H231V177H230ZM230 178H229V179H230ZM239 178H240V177H239ZM67 179H69V181H67L66 178L63 180V182H64L65 184H68V182H69V183L72 182V180L70 181V178L67 177ZM118 179H119V177H118ZM146 179H147V178H146ZM161 179H162V178H161ZM165 179L168 180V178H165ZM170 179H171V178H170ZM189 179H190V178H189ZM205 179H206V177H205ZM241 179H246V178H245V177H242ZM249 179H248V180H249ZM252 179H253V178H252ZM258 179H259V178H258ZM101 180H102V179H101ZM103 180H104V178H103ZM147 180H148V179H147ZM158 180H159V179H158ZM158 180H157V181H158ZM163 180H164V179H163ZM179 180H180V178H179ZM181 180H182V179H181ZM181 180H180V181H181ZM209 180H210V179H209ZM232 180H233V179H232ZM236 180H238V179H236ZM236 180H235V182H236ZM261 180H262V179H261ZM105 181L109 184V181H107V179H106ZM121 181H122V180H121ZM127 181H128V179H127ZM130 181H131L130 183H131V185H132L133 182H132V180H130ZM135 181H136V180H135ZM135 181H134V185H135L139 180L136 181V182H135ZM160 181L162 182V180H160ZM187 181H188V180H187ZM194 181H195V180H194ZM198 181H199V180H198ZM198 181H196V182H198ZM218 181H219V180H218ZM228 181L232 182L231 180H228ZM262 181H263V180H262ZM106 182H105V183H106ZM124 182H125V181H124ZM168 182H169V181H168ZM176 182H177V184H176L175 182H174V184H176V185L179 184L178 187L181 188V187H180V186H181V184H180L181 182H180V183H178V181H176ZM182 182H183V181H182ZM192 182H193V181H192ZM243 182H244V180H243ZM254 182H255V181H254ZM256 182H257V181H256ZM263 182H264V181H263ZM263 182H261V183H263ZM115 183H117V182H115ZM118 183H119V182H118ZM154 183H155V181L153 182V184H154ZM159 183H160V182H159ZM162 183H163V182H162ZM185 183H186V182L184 181V184H185ZM199 183H200V182H199ZM221 183H222V182H221ZM221 183H220V184H221ZM238 183H240V182H238ZM245 183H248V181L245 182ZM245 183H243V184L245 185ZM70 184H72V183H70ZM75 184H76V186H78V185L81 184V181H76L74 184H72V186L74 187ZM103 184H104V183H103ZM126 184H128V182H126L124 185H126ZM172 184H173V183H172ZM174 184H173V185H174ZM205 184H206V183H205ZM210 184H212V183H210ZM214 184H215V183H214ZM216 184H217V183H216ZM227 184H228V186L223 185V183H222V186L225 188V190L227 189V187H230V186H229L230 183L228 182ZM233 184L236 185L234 182H233ZM243 184H242V185H243ZM254 184H255V183H254ZM263 184H264V183H263ZM105 185H106V184H105ZM110 185H112V183H111ZM110 185H109V186H110ZM117 185H118V184H117ZM122 185H123V184H122ZM138 185H139V184H138ZM198 185H199V184H198ZM200 185H201V184H200ZM230 185H231V184H230ZM247 185H248V184H247ZM247 185H246V186H247ZM250 185H251V184H250ZM107 186H108V185H107ZM107 186H106V187H107ZM109 186H108L107 188L110 189L111 186H110V187H109ZM118 186H119V185H118ZM127 186H128V185H127ZM183 186H184V185H183ZM195 186H197V185L195 184ZM195 186H194V187H195ZM220 186H221V185H220ZM103 187L105 188V186H103ZM113 187H114V186H113ZM113 187H112V188H113ZM121 187L123 188V187H125V186H121ZM121 187H120V188H121ZM128 187H129V186H128ZM128 187H127V189H128ZM139 187H140V190H141V184H140ZM144 187H145V186H144ZM173 187H174V186H173ZM173 187H172V188H173ZM194 187H193V188H194ZM202 187H203V186H202ZM231 187H232V186H231ZM231 187H230V188H231ZM107 188H106V190H107ZM120 188H119V189H120ZM125 188H126V187H125ZM147 188H148V185H147ZM176 188H177V186H176ZM206 188H207V187H206ZM233 188H234V187H232V189H233ZM244 188H246V187H244ZM247 188H248V187H247ZM256 188H259V187H256ZM123 189H124V188H123ZM138 189H139V188H138ZM144 189H145V188H144ZM157 189H158V188H157ZM164 189H166V188H164ZM199 189H200V188H199ZM199 189H198V190H199ZM234 189H235V188H234ZM237 189H239V188H237ZM237 189H235V191H237ZM250 189H251V188H250ZM261 189H262V188H261ZM110 190H111V189H110ZM114 190L117 191L118 189H115V188H114ZM120 190H121V189H120ZM136 190H137V189H136ZM147 190H148V189H147ZM147 190H146L145 192H147ZM149 190H150V189H149ZM155 190H156V189H155ZM176 190H179V191H180V189H178V188H177ZM213 190H214V189H213ZM108 191H109V190H108ZM116 191H114V192H116ZM134 191H135V190H134ZM134 191H133V192H134ZM142 191H143V190H142ZM142 191H141V193L143 194ZM166 191H167V189H166ZM179 191H177V192L175 191V192L178 193ZM196 191H197V190H196ZM202 191H204V190H202ZM210 191H211V190H210ZM220 191H221V190H220ZM227 191L229 192V189H228ZM245 191H246V190H245ZM245 191H244V192H245ZM253 191H254V190H253ZM258 191H259V189H258ZM7 192H8V191H7ZM7 192H5V194H6ZM102 192H103V191H102ZM102 192H101V193H102ZM109 192H110V191H109ZM112 192H113V191H112ZM112 192H111V193H112ZM118 192H119V191H118ZM118 192H117V193H118ZM128 192H129V190H128ZM137 192H138V190H137ZM137 192H136V193H137ZM162 192H163V191H162ZM183 192H184V191H183ZM221 192H223V191H221ZM248 192H249V191H248ZM248 192H247V194H248ZM261 192H262V191H261ZM261 192H260V193H261ZM117 193H115V194L117 195ZM125 193H127V190H126ZM125 193H124V194H125ZM130 193H132V192L130 191ZM147 193H148V192H147ZM159 193H160V192H159ZM164 193H167V192H164ZM168 193H169V191H168ZM195 193H196V192H195ZM198 193H199V192H198ZM214 193H215V192H214ZM219 193H220V192H219ZM232 193H233V192H232ZM250 193H251V192H250ZM256 193H258V192L256 191ZM7 194H8V193H7ZM113 194H114V193H113ZM119 194H120V193H119ZM119 194H118V195H119ZM122 194H123V192H122ZM137 194H138V193H137ZM144 194H145V193H144ZM144 194H143V195H144ZM160 194H163V193H160ZM169 194H170V193H169ZM180 194H184V193H182V191H181ZM204 194H205V193H204ZM226 194H227V193H226ZM102 195H103V194H102ZM130 195H131V194H130ZM134 195H135V194H134ZM134 195H133V196H134ZM140 195H141V194H140ZM140 195H138V196H140ZM146 195H147V194H146ZM150 195H151V194H150ZM166 195H167V194H166ZM170 195H171V194H170ZM170 195H169V196H170ZM178 195H179V194H178ZM184 195H185V194H184ZM189 195H190V194H189ZM221 195H222V194H221ZM224 195H225V194H224ZM249 195H250V194H249ZM255 195H256V194H255ZM255 195H254V196H255ZM257 195H258V194H257ZM133 196H132V197H133ZM138 196H137V197H138ZM179 196H180V195H179ZM187 196H188V195H187ZM203 196H204V195H203ZM203 196H200V197H203ZM205 196H206V195H205ZM214 196H215V195H214ZM254 196H253V197H254ZM101 197H102V196H101ZM121 197H122V196H121ZM126 197H127V196H126ZM128 197H129V196H128ZM140 197H141V196H140ZM152 197H153V196H152ZM154 197H155V196H154ZM158 197H159V196H158ZM161 197H162L161 202L164 203V202L167 201V197H164V196H161ZM172 197H173V195H172ZM172 197H171V198H172ZM174 197H175V196H174ZM174 197H173V198H174ZM180 197H181V196H180ZM180 197H179V198H180ZM184 197H185V196H184ZM231 197H232V196H230V198H231ZM233 197H235V196H233ZM248 197H249V196H248ZM251 197H252V196H251ZM105 198H106V197H105ZM109 198H110V196H109ZM176 198H177V197H176ZM176 198H174L175 201L177 200ZM212 198H213V197H212ZM230 198H229V199H230ZM239 198H240V197H239ZM114 199H115V198H114ZM121 199H122V198H121ZM139 199L143 200V197H142V198H139ZM145 199H146V196H145ZM189 199H190V197H189ZM213 199H214V198H213ZM219 199H220V198H219ZM224 199H225V198H224ZM226 199H227V198H226ZM133 200H135V199H133ZM146 200H147V199H146ZM180 200H183V199H180ZM184 200H185V199H184ZM209 200H210V199H209ZM230 200H231V199H230ZM251 200H253V199H251ZM3 201L5 202V200H3ZM128 201H129V200H128ZM130 201H132V200H130ZM139 201H140V200H139ZM150 201H152V200H149V202H150ZM154 201H156V200L154 199ZM154 201L152 202L153 204L155 203ZM215 201H216V199H215ZM120 202H121V201H120ZM141 202H142V201H141ZM144 202H145V201H144ZM182 202H183V201H182ZM248 202H249V201H248ZM5 203H6V202H5ZM5 203L2 204V207H3V205L5 206ZM126 203H127V202H126ZM142 203H143V202H142ZM152 203H151V204H152ZM157 203H158V202H157ZM171 203H173V202H171ZM175 203H178L179 205H181L179 202H175ZM189 203H190V201H189ZM189 203H188V204H189ZM229 203H230V202H229ZM233 203H234V202H233ZM249 203H250V202H249ZM112 204H113V203H112ZM121 204H122V203H121ZM137 204H138V203H137ZM149 204H150V203H149ZM160 204H162V203H160ZM182 204H184V203H182ZM214 204H215V203H214ZM214 204H212V205H214ZM243 204H244V203H243ZM245 204H246V203H245ZM138 205H139V204H138ZM143 205H144V204H143ZM145 205H146V204H145ZM158 205H159V204H158ZM158 205L156 204V206H158ZM169 205H170V203H169ZM185 205H187V203H186ZM233 205H235V204H233ZM255 205H256V204H255ZM257 205H258V203H257ZM257 205L254 206V207H257ZM263 205H264V204H263ZM105 206H106V205H105ZM132 206H133V205H132ZM135 206H137V205L135 204ZM146 206H147V205H146ZM154 206H155V204H154ZM175 206H176V204H175ZM175 206H174V207H175ZM183 206H184V205H183ZM207 206H208V205H207ZM220 206H221V205H220ZM239 206H240V205H239ZM103 207H104V206H103ZM116 207H117V206H116ZM139 207H140V206H139ZM151 207L153 208L152 205H151ZM158 207H159V206H158ZM170 207H171V206H170ZM174 207L172 206V208H174ZM180 207H181V206H180ZM185 207H186V206H185ZM187 207L189 208V207H191V206L188 205ZM187 207H186V209H187ZM196 207H197V206H196ZM147 208H148V206H147ZM152 208H151V209H152ZM154 208H155V207H154ZM154 208H153V210H154ZM159 208H160V207H159ZM159 208H156V209H159ZM165 208H166V207H165ZM167 208H168V207H167ZM181 208H182V207H181ZM237 208H238V206H237ZM245 208H246V207H245ZM250 208H251V207H250ZM252 208H253V207H252ZM252 208H251V209H252ZM126 209H127V208H126ZM126 209H125V210H126ZM131 209H132V208H131ZM168 209H170V208H168ZM178 209H179V206H178ZM178 209L176 208L175 210H178ZM186 209H185V210L183 209V210L186 211ZM192 209H193V208H192ZM238 209H239V208H238ZM248 209H249V207H248ZM248 209H247V210H248ZM255 209H256V208H254V210H255ZM258 209H259V208H258ZM111 210H113V209H111ZM117 210H118V209H117ZM117 210H116V211H117ZM141 210H142V209H141ZM146 210H147V209H146ZM148 210H150V209H148ZM153 210H152V211H153ZM161 210H163V209H160V211H161ZM181 210H182V209H181ZM181 210H180V212H182ZM194 210H195V209H194ZM194 210H192V211H194ZM243 210H244V209H243ZM252 210H253V209H252ZM252 210H251V211H252ZM256 210H257V209H256ZM120 211H121V210H120ZM152 211H151V212H152ZM156 211H158V210H156ZM168 211H169V210H168ZM184 211H183V212H184ZM240 211H241V210H240ZM240 211H239L238 213L234 214V216H237V217L239 218V219L237 220L238 222H239V220L242 219V217H245L248 221H250L251 219H254V218H253L254 216L252 217L251 215H250V216H251L252 218H250L248 212H240ZM244 211H245V210H244ZM261 211H262V210H260V212H261ZM124 212H125V211H124ZM146 212H147V211H146ZM153 212H154V211H153ZM183 212H182V213H183ZM133 213H134V212H133ZM141 213H142V212H141ZM191 213H192L193 215H195L194 213H197V212H194V213L191 212ZM252 213H254V211H253ZM109 214H110V213H109ZM118 214H119L118 216H117V214L115 215L116 217H114V218H115L114 220H117V219L122 218V215H121L122 213H118ZM145 214H146V213H145ZM151 214H152V213H151ZM156 214H157V213H156ZM156 214H155V215H156ZM161 214H162V213H161ZM163 214H164V212H163ZM166 214H167V210H166ZM166 214H165V215H166ZM168 214H169V213H168ZM168 214H167V215H168ZM185 214H186V213H185ZM192 214H191V215H192ZM255 214H256V213H255ZM258 214H259V213H257V216H258ZM112 215H113V214H112ZM125 215H126V214H125ZM139 215H141V214H139ZM139 215H138V216H139ZM167 215H166V216H167ZM181 215H182V214H180L179 216H181ZM191 215H190V216H191ZM193 215H192V216H193ZM252 215H254V214H252ZM123 216H124V215H123ZM138 216H137V217H138ZM141 216H142V215H141ZM145 216H146V215H145ZM177 216H178V214H177ZM183 216H185V215H183ZM183 216H182V217H183ZM45 217H46V216H45ZM48 217H49V216H47V218H48ZM137 217H136L135 220H132V221H134V222L136 223L135 227H137V228H142V227L144 226V224H143V226L141 227V224H142L141 222H143V221H140V219H141V220H143V219H142V218L139 219V218H137ZM161 217H163V216H161ZM172 217H174V216L172 215ZM182 217H181V218H182ZM188 217H189V216H188ZM188 217H187V218H188ZM211 217H212V215H211ZM237 217H236V218H237ZM263 217H264V216H263ZM263 217H262V218H263ZM102 218H103V217H102ZM131 218H132V217H131ZM134 218H135V216H134ZM146 218H147V217H146ZM174 218H175V217H174ZM262 218H260V219H262ZM125 219H126V218H125ZM128 219H129V218H128ZM171 219H172V218H171ZM204 219H205V218H204ZM211 219H212V218H211ZM234 219H235V218H234ZM234 219H233V220H234ZM149 220H150V219H149ZM174 220H175V219H174ZM185 220H186V219H185ZM227 220H228V219H227ZM258 220H259V218H258ZM128 221H129V220H128ZM128 221H127V222H128ZM169 221H170V220H169ZM177 221H178V220H177ZM177 221H176V223H177ZM194 221H195V220H194ZM252 221H253V222H257V221H254V220H252ZM117 222H118V221H117ZM123 222H125V221H123ZM184 222H185V221H184ZM226 222H227V221H226ZM230 222H231V221H230ZM230 222H229V223H230ZM235 222H236V221H234L233 223H235ZM253 222H251V223H252L253 225H255ZM113 223H114V222H113ZM115 223H116V222H115ZM207 223H208V222H207ZM223 223H224V222H223ZM247 223H248V222H247ZM251 223H250V224H251ZM257 223H258V222H257ZM257 223H256V224H257ZM119 224H120V223H119ZM161 224H162V222H161ZM161 224H160V225H161ZM184 224H185V223H184ZM184 224H182V225H184ZM192 224H193V223H192ZM196 224H198V223H196ZM204 224H206V222H205ZM209 224H210V223H209ZM216 224H217V223H216ZM220 224H222V223H220ZM250 224H248V225H250ZM252 224L250 225V227L253 226ZM105 225H106V224H105ZM105 225H104V226H105ZM108 225H109V224H108ZM128 225H129V224H128ZM128 225H127V226H128ZM132 225H133V224H132ZM145 225H146V224H145ZM149 225H150V223H149ZM149 225H148V226H149ZM151 225H152V224H151ZM165 225H166V224H165ZM172 225H173V223H172ZM174 225H175V224H174ZM182 225H181V226H182ZM199 225H200V224H199ZM202 225H203V224H202ZM211 225H212V224H211ZM232 225H233V224H232ZM240 225H241V224H240ZM109 226H110V225H109ZM125 226H126V225H125ZM153 226H154V225H153ZM186 226H187V225H186ZM222 226H223V225H222ZM245 226H246V225H245ZM260 226H261V225H260ZM110 227H111V226H110ZM155 227L158 228L159 226H158V227L155 226ZM160 227H161V226H160ZM160 227H159V228H160ZM163 227H165V226H163ZM207 227H208V226H207ZM217 227H218V226H217ZM226 227H228L229 230H228ZM226 227H225L226 232L224 231L225 233H223V234H224V237H228V236H230V235L228 234V233H230V232H231V233H232L233 231H237V232H238V230H233V228L235 227V224H234L233 227H232L231 225H230V226H227V225H226ZM230 227H231V230H230ZM263 227H264V226H263ZM107 228H108V226H107ZM128 228H129V227H128ZM176 228H177V227H176ZM176 228H175V229H176ZM200 228H202V226H200ZM222 228H223V227H222ZM253 228H254V227H253ZM102 229H103V228H102ZM108 229H109V228H108ZM124 229H125V228H124ZM149 229H150V228H149ZM164 229H166V228H164ZM164 229H163V231H164ZM167 229L169 230L168 226H167ZM212 229H213V228H212ZM220 229H221V228H220ZM241 229H243V228H241ZM246 229H248V228H246ZM256 229H257V228H256ZM122 230H123V229H122ZM126 230H127V229H126ZM157 230H159V229H157ZM168 230H167V231H168ZM171 230H173V228H171ZM207 230H209V229H206V231H207ZM232 230H233V231H232ZM115 231H116V230L113 231V228H112V232H115ZM132 231H133V230H132ZM138 231H139V230H138ZM142 231H144V230L142 229ZM146 231H147V230H146ZM165 231H166V230H165ZM169 231H170V230H169ZM202 231H203V230H202ZM206 231H205V232H206ZM222 231H223V230H222ZM250 231H251V230H250ZM252 231H255V230L252 229ZM252 231H251V232H252ZM258 231H262V230H258ZM120 232H121V231H119V233H120ZM126 232H127V231H126ZM160 232H162V229H161ZM179 232H180V231H178V233H179ZM214 232H215V231H214ZM123 233H124V232H123ZM130 233H131V232H130ZM135 233H136V232H135ZM149 233H150V231H149ZM158 233H159V232H158ZM162 233H163V232H162ZM181 233H182V232H181ZM189 233H190V232H189ZM201 233H202V232H201ZM201 233H200V234H201ZM243 233H244V231H243ZM257 233H258V232H257V230H256V235H257ZM260 233H261V232H260ZM112 234H113V233H112ZM147 234H148V233H147ZM151 234H152V233H151ZM163 234H164V233H163ZM170 234H171V232H170ZM182 234H183V233H182ZM209 234H210V233H209ZM219 234H220V233H219ZM227 234H228V235H227ZM237 234H238V233H237ZM240 234H242V233H240ZM254 234H255V233H254ZM258 234H259V233H258ZM263 234H264V233H263ZM117 235H119V234H117ZM120 235H121V234H120ZM133 235H134V234H133ZM136 235H137V234H136ZM141 235H142V233H141ZM161 235H162V234H161ZM161 235H157V234L149 235V236H147V237H148V238H147V240H148L147 242H148V243L152 242V244H153V243L155 244L156 242H158V244H160L161 242H159V241H160V240L162 239V237H163V236L161 237ZM168 235H169V234H168ZM183 235H184V234H183ZM197 235H199V234H197ZM243 235H244V234H243ZM251 235H252V234H251ZM102 236H104V235H102ZM143 236H144V235H143ZM177 236H178V235H177ZM184 236H186V235H184ZM207 236H208V235L206 234L205 237H207ZM221 236H222V235H221ZM254 236H255V235H254ZM106 237H108V236H106ZM106 237H105V238L102 237V238L105 240ZM111 237H113V236H111ZM120 237H121V236H120ZM144 237L146 238V236H144ZM186 237H187V238H185V239H182V237L178 238V241L181 240V241H180V242H181V243H180L181 246H183V244H184V245H187L189 242L195 244V243L193 242V240H194L193 236H192L191 238H190V236H189V237L186 236ZM210 237H211V236H210ZM224 237H223V238H224ZM256 237H257V236H256ZM139 238L141 239V237H138L137 240H139ZM176 238H177V237H176ZM228 238L230 239V237H228ZM228 238H227V239H228ZM259 238H260V237H259ZM44 239H45V238H44ZM107 239H108V238H107ZM107 239H106V241H107ZM118 239H119V238H118ZM169 239H170V238H169ZM172 239H175V238H172ZM195 239H196V238H195ZM210 239H211V238H210ZM250 239H253V238H249V240H250ZM256 239H257V238H256ZM13 240H14V239H13ZM45 240H46V239H45ZM104 240H103V241H104ZM115 240H116V239H115ZM123 240H124V239H123ZM134 240H135V238H134ZM165 240H166V238H165ZM223 240H224V239H223ZM234 240H235V239H234ZM234 240H233V241H234ZM240 240H242V239H240ZM15 241H16V240H15ZM15 241H14V242H15ZM46 241H47V240H46ZM101 241H102V240H101ZM108 241H109V240H108ZM117 241H118V240H117ZM139 241H140V240H139ZM145 241H146V239H145ZM145 241H144V242H145ZM161 241H162V240H161ZM168 241H169V240H168ZM171 241H173V242H172V245H173V244L175 245V241H176V240H170V242H171ZM188 241H189V242H188ZM218 241H219V240H218ZM220 241H221V239H220ZM12 242H13V241H12ZM111 242H112V241H111ZM165 242H166V241H165ZM197 242H199V241L197 240ZM221 242L224 243V242H227V240H226V241L224 240V242H223V241H221ZM228 242H229V240H228ZM228 242H227V243H228ZM245 242H246V241H245ZM245 242H244V243H245ZM251 242H254V241L251 240ZM251 242H250V243H251ZM255 242H256V241H255ZM15 243H16V242H15ZM104 243H107V242H104ZM114 243H115V242H114ZM117 243H118V242H117ZM134 243H135V242L133 241V244H134ZM162 243H164V242H162ZM203 243H204V242H202V244H203ZM222 243H221V244H222ZM227 243H226V244H227ZM240 243H241V242H240ZM11 244L13 245L14 243H11ZM17 244H19V243H17ZM120 244H122V243H120ZM123 244H124V243H123ZM129 244L132 245L131 242H130ZM139 244H141V243H139ZM158 244H157V245H158ZM164 244H165V243H164ZM226 244L224 243V245H226ZM252 244H255V243H252ZM261 244H262V243H261ZM115 245H116V244H115ZM134 245L136 246V244H134ZM141 245L144 246V245H147V244L142 243ZM150 245H151V244H150ZM167 245H168V244H167ZM176 245H177V244H176ZM190 245H191V244H189L188 246H190ZM205 245H206V243H205ZM222 245H223V244H222ZM16 246H17V245H16ZM16 246L13 245V247H16ZM106 246H109V245H106ZM135 246H134V249H135ZM137 246H138V245H137ZM139 246H140V245H139ZM155 246H156V245H155ZM178 246H179V245H178ZM178 246H177V247H178ZM211 246L214 247L213 249H216V248H217V246H216V244H215L214 242L209 243V241H208V242H207V245H206V248L208 247L209 249H207V250H211V249H210ZM227 246H228V245H226V247H227ZM250 246H251V245H250ZM250 246H249V247H250ZM102 247H103V246H102ZM111 247H113V246H111ZM125 247L128 249V247H130V246L128 245V247H127V245H125ZM125 247H124V248H125ZM131 247H132V246H131ZM156 247H157V246H156ZM165 247H167V246L165 245ZM172 247H173V246H172ZM172 247H171V249H172ZM179 247H180V246H179ZM238 247H239V245H238ZM260 247H262V246H260ZM106 248H107V247H106ZM126 248H125V249H126ZM140 248H141V246H140ZM143 248L147 251V248H148V247H143ZM151 248H152V247H151ZM153 248H154V245H153ZM159 248L161 249L162 247L159 246ZM173 248H174V247H173ZM186 248H187V247H186ZM186 248H185V249H186ZM219 248H221V247H219ZM223 248H225V247H223ZM227 248H228V247H227ZM230 248H231V247H230ZM244 248H245V247H244ZM250 248H251V247H250ZM129 249H130V248H129ZM132 249H133V247H132ZM134 249H133V250H134ZM144 249H141V250L143 251ZM164 249H165V248H164ZM164 249H163V250H164ZM167 249H168V248H167ZM180 249H181V248H180ZM260 249H261V248H260ZM137 250H139V249H137ZM154 250H155V249H154ZM168 250H169V249H168ZM175 250H176V249H175ZM207 250L205 249V251H207ZM216 250H217V249H216ZM216 250H215L216 255H217V253H219V251H220V252L223 251V250H219V251H216ZM231 250H232V249H231ZM110 251H111V250H110ZM110 251H109V252H110ZM122 251H123V246L120 245L119 247L115 248V249L112 251V254H113L114 256H115V255H119V256H120V255H122V253H123ZM142 251H140L141 253H140V252H139V253L142 254V253L145 252V251H144V252H142ZM149 251H152V250H149ZM161 251H162V250H161ZM177 251H178V248H177ZM177 251H176V252H177ZM184 251H186V250H184ZM184 251L182 252V254H184ZM199 251H201V250H199ZM199 251H198V252H199ZM203 251H204V250H203ZM203 251H201V252H203ZM205 251H204V252H205ZM232 251H233V250H232ZM244 251H245V249H244ZM130 252L133 253L132 250H130L129 253L127 252L128 255H130ZM173 252H174V251H173ZM179 252H180V251H179ZM186 252H187V251H186ZM204 252H203V253H204ZM209 252H210V251H209ZM224 252H225V251H224ZM234 252H235V251H234ZM237 252H238V251H237ZM239 252H242V251H239ZM252 252H253V251H252ZM254 252H255V251H254ZM41 253H42V252H41ZM136 253H137V252H135V254H136ZM158 253H159V252H158ZM161 253H162V252H161ZM161 253H160V257H161L162 255H165V254H162V255H161ZM169 253H170V252H169ZM210 253H211V252H210ZM226 253H227V252H226ZM263 253H264V252H263ZM37 254H38V253H37ZM45 254L47 255V253H45ZM45 254H44V255H45ZM123 254H124V253H123ZM145 254H146V257H144V258L142 257V259H139V258H138L139 256L137 257V256H135V255H133V254H131V257H133V256L137 257V258H135V259H139V262H140V263H143V264H157V263H158V262H157V261H158L157 257L159 256V254H157V253H155V252H153V251H152L150 254H147V253L145 252L143 255H145ZM154 254H157L158 256H155ZM166 254H167V250H166ZM173 254H174L173 257H176V255L178 254V252H177V254H176V253H173ZM175 254H176V255H175ZM187 254H188V253H187ZM196 254H197V253H196ZM196 254H195L194 256H197ZM201 254H202V253H201ZM201 254H200V255H201ZM211 254L214 255L213 253H211ZM227 254H228V253H227ZM231 254H232V253H231ZM46 255H45V256H46ZM104 255H105V254H104ZM104 255H103V257H104ZM167 255H168V254H167ZM184 255H185V254H184ZM184 255L178 254L177 256H180V257L182 256V258L184 259V257H185ZM204 255H205V254H204ZM206 255H207V254H206ZM206 255H205L204 258H206V257L208 256V255H207V256H206ZM219 255H220V254H219ZM35 256H36V254H35ZM40 256H41V255H39V258H40ZM42 256H43V255H42ZM48 256H49V252H48ZM51 256H53V255H51ZM107 256L109 257L110 255H107ZM125 256H126V255H125ZM125 256H124V257H125ZM141 256H142V255H141ZM141 256H140V257H141ZM148 256H149V257H148ZM183 256H184V257H183ZM192 256H193V255H192ZM210 256H211V255H210ZM210 256H209V257H210ZM233 256H234V255H233ZM108 257H106V258H108ZM162 257H163L162 260L167 261L166 263H168V261H170V260H169L170 257H169V259H168V258H164V256H162ZM186 257H187V256H186ZM189 257H190V256H189ZM199 257H200V256H199ZM201 257H202V256H201ZM214 257H215V256H214ZM218 257H220V256H218ZM257 257H260V256H257ZM257 257H256V258H257ZM37 258H38V256H37ZM111 258H112V257H111ZM125 258H126V257H125ZM178 258H179V257H178ZM182 258H181V259H182ZM192 258H193V257H192ZM202 258H203V257H202ZM221 258L224 259L223 255H221V257L219 258V260H220ZM238 258H239V257H238ZM40 259H41V258H40ZM45 259H46V260H48V259H49V260H51V259L53 260V257H51V258L46 257V258H44V260H45ZM109 259H110V257H109ZM112 259H113V258H112ZM114 259H115V258H114ZM114 259H113V260H114ZM118 259H120V258H117L116 261H117ZM126 259H128V261L131 260V259H129V257H127ZM135 259H134V260H135ZM159 259H160V258H159ZM181 259H180V261H181ZM226 259H227V258H226ZM234 259H235V258H234ZM246 259H247V258H246ZM42 260H43V259H42ZM44 260H43V261H44ZM105 260H106V259H105ZM184 260H185V259H184ZM191 260H192V259H191ZM199 260H202V261H203V259H199ZM204 260H206V259H204ZM228 260H229V259H228ZM243 260H244V259H243ZM257 260H258V259H257ZM107 261H108V260H107ZM118 261H119V260H118ZM136 261H138V260H136ZM172 261H173V260H172ZM193 261H194V259H193ZM210 261H211V258H210L209 262H210ZM214 261H215V259H214ZM221 261H224V262H225V260H221ZM229 261H230V260H229ZM235 261H236V260H235ZM249 261H250V260H249ZM41 262H42V261H41ZM47 262H48V261H47ZM47 262H46V263H47ZM49 262H50V261H49ZM122 262H125L124 259H123ZM122 262H120V263L123 264ZM126 262H127V261H126ZM133 262H134V261H133ZM133 262H131L130 264H132ZM139 262H138V263H139ZM160 262H161V261H160ZM174 262H175V261H174ZM178 262H179V261H178ZM184 262L187 263L186 260H185ZM196 262H197V261H196ZM199 262H200V261H199ZM205 262H208V260L205 261ZM209 262H208V263H209ZM216 262H217V261H216ZM111 263H112V262H111ZM170 263H172V262H170ZM181 263H182V262H181ZM191 263H192V262H191ZM220 263H222V262H220ZM244 263H246V262H244ZM126 264H127V263H126ZM128 264H129V262H128ZM134 264H137V263H134ZM162 264H163V263H162ZM168 264H169V263H168ZM176 264H178V263H176ZM182 264H183V263H182ZM187 264H189V263H187ZM194 264H195V262H194ZM212 264H213V263H212ZM215 264H216V263H215ZM231 264H232V263H231ZM247 264H249V263H247Z\"/></svg>","mask_w":264,"mask_h":264}]
</instances>
